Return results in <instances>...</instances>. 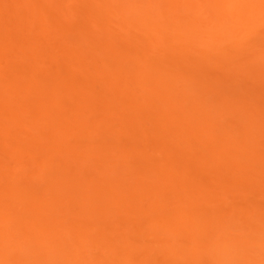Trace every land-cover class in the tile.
I'll use <instances>...</instances> for the list:
<instances>
[{
    "label": "rangeland",
    "instance_id": "1",
    "mask_svg": "<svg viewBox=\"0 0 264 264\" xmlns=\"http://www.w3.org/2000/svg\"><path fill=\"white\" fill-rule=\"evenodd\" d=\"M15 1H17L18 3L15 4L16 3ZM26 1L27 0H0V61L2 60L0 62V165H1L0 166L1 167L0 173L2 175L5 172L8 173L7 171H11L13 174V171H14V175L15 174L17 175L20 173L19 171L22 172V174L20 176L22 178H19L18 181L16 180L18 178L17 177L18 175L16 176L17 178L14 179L15 176H13V177L10 176L9 178H7V174H5L6 177L2 176L3 180H4V178H7V181L8 180H10L11 182H13V180L15 182L17 181L15 184L18 183L19 186H23L24 188L22 190H24V192L27 191V194L31 197V199L32 198L35 199L34 201L36 202V204L37 203L42 204L43 206H45V208L49 212L54 211L53 213L51 212L52 216H50V219L54 223H56L57 221H64L65 217L66 218H72L74 220L75 219L74 217L83 216L84 214L85 215L87 214V212L85 213V211L83 210V208L85 209V207H83V204L81 207L82 209L81 208L79 209V206L81 204L80 205L78 204V203L83 202L82 198H81L82 201H79L80 200L79 197L81 196V194H80L81 191H83L82 193H84V194L88 191V193L85 196L86 197L90 196L89 195L90 189H87L88 185L86 187L85 186L86 183L84 182L85 181L84 179L86 177H83V175L85 176L87 173H84L83 175H81V173L85 172L86 170H87L86 172H88L87 175L92 174L91 176H93L96 173H98V174L100 173L99 177L101 178V181H100L101 183H102L103 179L104 180L107 179L106 181L111 180L112 182L113 181H115L117 183L121 182L123 184L122 181H124V183H125L126 182L125 179H129L130 181L129 180L128 181H129L131 186H133V183H131V182L136 181L138 174H139L138 178H140V175L144 176V174H145V178L142 176L143 177L142 180L144 181V179H145L146 183L148 181L147 184L151 185L149 183V181H151L152 183L153 182L155 183L156 181H158V180H156V177H154L155 175L151 176V174H150L151 169H154V167L156 166L154 163H156L157 165H160V164L162 165V166L161 165L157 166L156 167L157 169L160 167H163L164 169L167 170V171L164 169L161 170V168H160L159 170H161V171L171 172L172 174L175 171L176 174H174V177H175V175H178V174L181 175V172H184V173H182V175L183 174L187 175L186 179H185V177H186L185 175H183V176L178 175V177L184 178L183 179L184 181L178 177H177L178 179L173 178V180L175 182H174V184L171 183L172 186L175 184L177 185V186H173V187H175L173 189H178V187L182 188V186H185L187 184H188L187 187L188 186L193 187V185L195 183H198V182L200 183V185L202 187L201 189H203V192L199 188L200 193L198 192V194H196L195 196L190 194L189 197H187L190 200L184 199V203L186 200V205H183V207L185 206V208H187L189 206V208H191V204L196 205V203H198L200 206L197 209L201 208L204 212L203 213L204 216H203L201 214L202 213L201 209L199 210L201 212L200 215L203 216L202 219L203 220L205 219V221L207 220L209 222L211 221L210 222L211 224H209V226L204 225L207 227V228H205L203 226V223H204L203 220H199V219H201V217L198 216L199 217L198 218L197 214H195V217L198 218V219H196V218L195 219L199 223L197 226V227H199V228H197L199 230L198 231L195 230V232H193L194 230L192 231L191 229H190L191 231L188 232V229L183 228V227L182 228L178 227V229H177V227L174 228L175 226L172 228L171 227L168 228V226L162 227V226L168 225V223L166 225L164 223H163V225H161L162 222H159L160 221L159 219L163 218L162 216L161 217L159 216L158 218L156 217V214L157 215L159 214L156 211L159 212L162 209L161 210H153L154 207L150 206L151 208H149L148 202L146 204V205H148L147 206L148 209H144V210H146L144 212L133 211L132 210L133 208H130L131 209L130 211L129 210L124 211L123 209L119 210L120 206H117V208H116L115 205H113V204H112L113 206L111 205V202L109 204L111 207L108 206V208L110 210H108L107 205H108L109 200H108V198L106 199V197L108 195L105 197L103 195L98 196V195H100V193L98 195H96L97 193L94 194V195L98 196L99 197L98 198L95 196L93 197L92 196L93 194H92L91 195L92 198L90 197V199H92V201H90V206H89V204H87V202H89V201H87L85 210L87 211V208L89 207L88 210L90 209L94 212V210H93L94 208H95V210L99 208L98 213L94 217H97V218L99 217V219H97V221H96L97 222L96 224H97V227L99 228V230H101V231H100V233L98 232V234H97L98 236L94 233L96 235L94 239H92L93 237H91V235H90L93 233L89 234L90 237H88L89 235H86L89 232L81 233V234H79V236H77V235L74 236L71 233H68V236H69L68 241L63 243L59 249L60 253L64 252V251L67 253L66 254L67 258H60L58 260L59 264H62V263L63 264H103V263H105L104 262V260L106 258L105 255H108V254L107 253L104 254V252H106L107 250L105 249L106 251H104L103 246H104V244L107 243L106 240L108 242L110 241L109 242L110 248L114 252L113 253L111 251L114 254L113 256H111V257H113L112 259H114V262L112 261V264H127V263L132 264V262H134V264H163L162 262L169 263L167 261V258H166L167 254L165 252L167 249H169L168 247H170V246H172V247L175 246V247H179V248L181 247L180 253L183 254V256H185V255L188 256L189 254L192 253V251L194 249V247H193L194 245L198 246L199 249L202 248L205 251L203 253V259H204L205 263L206 262L208 263V259H210V256H209L210 252L209 251L217 250L219 248L218 247L219 245L218 246L215 245V244H218V243H215V241L219 242L218 237L221 238L222 234L224 235L223 232H225L227 234V236L229 237L230 240H232V242L236 240L232 246L227 245V247H226L228 249L229 248L228 246H230V251L232 253L231 259L234 258L232 260V262H230V264L231 263L233 264V262H235L234 261L235 259L236 260L237 259L238 260L243 259L244 257L247 256V254H250L254 258V254H256V253H258V254H256V255H258V257L255 255L256 258H254V259L255 260L258 259V264L259 263L262 264V262H264V192H263V194H262V192H260L262 194L261 195L259 193V191H261L264 187V181H263L264 179H262V178H264V26H262V23H261V13L259 10H258L257 15L254 18L252 17L250 12L245 13L242 17H236L234 15L233 11H231L233 9V7L231 8V10L229 8H228V11L225 10L226 7H230L236 3H237V5H246V4L254 5L255 4L254 1L253 0H219L216 3H213V2H209V0H207V1L206 0H195L194 3L191 4V9L192 10H194L195 8H196V10L201 9L202 13H199L198 10H197V12L193 13V11H192V13H191V10H190V12H188V10L185 11V10L181 9L180 8L181 6H183L184 9L186 7L184 5H181V4H183L181 1L180 2L178 1L179 3H177V1L172 2V3L170 2L169 4L165 2V4L169 7L168 8L169 11H165V10H167L166 5H165V10L163 9L164 12L163 13L161 12L163 15L160 14V17L153 16L152 18L148 17L145 19H141L142 16L139 14V16H141V17L138 18L137 22H139V20H141L142 23L146 24V25L145 24H143V25L147 26L148 28H151L153 31L151 30V32L148 33V35H144V33L141 32V29H136V31H135V29H132L134 32L133 33L131 30V27H130L131 31L129 29H127L126 31L128 32L127 34L129 36H130L131 32H132V34H134V38L133 37H131V38L135 39V40H132L131 42L129 41V39H131V38L128 35L127 36L125 35L124 37L121 38V36H123V35L116 34L118 31L117 29L119 27L117 28V26H116V28H115L114 23H112V24L109 23L108 25H105L104 27L101 24L102 26H99L97 29L101 30L102 29L101 27L107 28L109 26L111 30L114 29L115 31L116 30L117 31L115 34H111V33L115 32L113 30V32H110L111 35H109L108 34L109 32H107L106 30H105V32H107V33H105V32L103 33L102 31H104V29H102V31H100V32H102V35L106 34L108 36H106L105 39H104L105 35L102 36L103 41L100 39L101 37H99L100 40L96 39L99 41L98 43H100V44H101L100 41H102V44L100 47L98 46L100 44H97L96 40L94 39V38H98V36L94 37V35L95 36L96 35L101 36V33L98 32L99 30H97V32L99 34H97L96 32H95L96 34H94V30H95L94 27H96L98 25L97 24H96V26H94L95 24L88 25L92 22L95 23V21L93 20V17L95 18V16L98 13V10H97L98 5L94 4V3H96L95 1L93 2V0L92 1L88 0L89 1L88 2L86 0V2H85V0H84V2L81 1L82 3H80V1H78V0H72V1L71 0L70 1L69 0H49V1L48 0L47 1L46 0H30L29 1L28 0L30 3L29 2L26 3ZM38 1H39V3H37ZM76 1H78V3H76ZM129 1L127 0L126 3L128 4ZM191 1L193 2V0H191ZM21 2H23L24 4H22ZM62 2H64V3L61 4ZM72 2H74V3H72ZM20 3L24 6L18 5ZM28 3H29V5H27ZM56 3H57V5H56ZM134 3H135V1H134ZM186 3H188V2H186ZM37 4L40 6H37ZM58 4H60V5L58 6ZM64 4H66L67 6ZM131 4L132 3H130V5ZM138 4L140 5V6L138 5L140 8L142 6L148 7V5L150 4V1L149 0H140V1L138 0ZM189 4H190V2L187 5H189ZM130 5H127V6L130 7ZM11 6L14 9H15V7H16V9L18 7L23 8L25 6L26 7L27 6L33 7L37 14L34 13V15H32L33 17L32 16H25L27 18L29 17V19L32 17V19H30V20L35 19L33 22L37 21L38 14L44 12V20L46 19L44 21L45 22L44 25L46 26V28H48V34L49 33L52 34V37L50 34L49 35L47 34L48 36H50L51 40H49L50 38L44 39L43 44L39 45L40 40L38 39L39 43L36 42L38 37L34 38L35 36H33V34H28V33H30V32H28V30L25 31L26 25H24V23H22V20H20L18 18L19 16L16 15L15 13H14V16L16 15L15 17L11 16L12 14L9 15L10 14L9 9H11ZM13 6H15V7H13ZM192 6H194L195 8H192ZM7 7H9V9ZM39 7H40V9H39ZM94 7H95V10H97L96 12H95V10H93ZM139 7L137 9H139ZM170 7H171V9H170ZM57 8H59V11ZM64 8H66V11L64 10L65 13L63 11ZM75 8H76V10L78 9L80 11H76ZM133 8L136 9L134 7V5H133V7H131V9H133ZM159 8H164V6L162 5ZM42 9H44V10H42ZM61 9H62V11H61ZM72 10H73V12H72ZM91 10L95 14L91 13ZM11 11H13V9ZM67 11H69V12L66 13ZM83 11L86 12V14ZM45 12L47 13V15ZM137 13H139V12H137ZM89 14H90V16H89ZM83 15L85 16V19H84ZM98 15H99V13H98ZM98 15H97V18H98ZM135 15H136V13H135ZM34 16H36V17H34ZM90 17H91V19H90ZM132 17H134V16L132 15ZM14 18L16 19L15 21H14ZM20 18H22L21 15H20ZM47 18H49V19L47 20ZM22 19H24V16ZM17 20L21 21V22L19 23ZM89 20L91 22L85 23L86 21L88 22ZM97 20H96V23H98ZM66 21H67V24H66ZM17 22L20 24L22 29L19 30V25H16ZM110 22H112V21H110ZM133 22H135V21H133ZM31 23H32V21H31ZM82 24H85V25H83L84 27L82 26ZM86 24L88 27L89 26L90 27L89 28L86 27ZM22 25H24V28ZM67 25H68V27H67ZM131 25H133V23ZM134 25H136V23ZM69 26H72V27L69 28ZM15 27H16V29L18 27L16 33L18 32V30H19V32L22 30L21 33L23 32V35L22 34L20 35L18 32V35L22 36V39H20L21 37L20 38L16 37L18 35L14 33L16 30ZM81 27H82V29H81ZM112 27H113V29H112ZM141 27H142V25L140 24V28ZM86 28H87V30H86ZM75 29L78 30L79 32L78 31L75 32ZM9 30L10 31L12 30V33ZM72 30L75 32V34H73L74 32ZM90 30H91V32L93 30V32H92V34L90 33L88 35L86 32H90ZM138 30H139V33L137 32ZM108 31H110V30H108ZM135 32H137V33H135ZM65 33H67V34L69 33V34L66 35ZM8 34L9 35L12 34L11 35L12 40H10L11 43H8L9 40L7 42H5L7 39L6 36ZM71 34H72V36L70 37L69 35H71ZM77 34H78V36H77ZM84 34H85V36L88 35V37L91 35L93 36V38L91 36V38L93 39V40L92 39L91 40L93 42H90L91 41L90 38L88 39V41L90 43L89 46L87 43L88 41L86 42V39L84 42H83L84 39L83 40L81 39L82 36L84 37ZM132 34H131V36H133ZM60 35L61 36L63 35L62 38ZM112 35L113 36L116 35V38H114V39L109 38V36L112 37ZM142 35H143V37H141ZM239 36L244 37V38L240 39L241 37L239 38ZM144 37L148 38L147 43H145L146 40H144ZM26 38L31 39L33 41V43L36 42V44L35 45L33 43L31 44L32 41L30 42L29 39H27V42H26ZM45 38H47V37H45ZM107 38H109V39H107ZM139 38H140V41H139ZM234 38L238 39V41L235 42L236 44L238 43V44L242 45L243 43L244 44L248 43V44H246L248 47L246 45H244L243 49H244V47H247L244 49V51L239 49L241 51L240 52L237 49V52H235L236 50H232L234 46H235V49L237 48L236 44H233L234 41H236V39H234ZM4 39H5V41H4ZM15 40H17V43ZM45 40H47V41H45ZM54 40H57L58 42L54 41ZM62 40L64 42H61ZM69 40H73L75 43H78V45H76V46L80 45L79 51L81 48L86 46V48H83V49L85 51L87 49V51H88L87 53L82 51L83 53L81 54V56L79 54H75V56L77 55L78 57L81 58V59L78 58L79 63L78 62L77 63L79 65L76 62L71 63V62L75 61V59H77V58H74V55H73L74 59H72L71 62H68V60L71 59L72 56H70L68 59V54L66 55V53H71L72 52V49H71L72 46L73 47L75 46L74 45L75 43L72 41H69ZM19 41H21V42H19ZM48 41H49V43H48ZM241 41H246V43L245 42L241 43ZM45 42L47 44H45ZM67 42L68 43L72 42V44L69 43V45H68ZM94 42H96L95 45H94ZM52 43L54 45H52ZM81 43H83L84 45ZM57 44H58V46H57ZM232 44L234 45L233 47H232ZM22 45H24V46H22ZM36 45L38 47H35ZM93 45L96 46L97 48L94 49L95 47H92ZM7 46H9V47H7ZM54 46L57 47V49L56 48L54 49ZM68 46L70 49L67 48ZM87 46L92 47V48H87ZM240 47L242 48V46H240ZM147 48H149V49H147ZM16 49L18 51H16ZM36 49H38V50H36ZM39 49H41V50H39ZM60 49H62V50H60ZM64 49H66V50H64ZM89 49H91V50H89ZM161 49L163 52L162 54H161ZM156 50L158 52L159 51L160 52L158 53V52H156ZM19 51H20V56H21V53H23L22 55L23 56L26 55L30 61L34 58H35V60L38 59L37 60L38 63L36 62L35 65L39 64V62H40V63H43L42 65H46V66L42 67L41 70L38 69L39 73L38 72L36 73V69H37L36 67L37 66L34 67L35 72H33L34 70L32 68V64H30L28 62L27 63L30 64L31 66L26 64L27 66L25 65V67L24 66L20 67V65H19L20 62L19 63L17 62V59L19 60V58L17 56V54H19ZM242 52H244V53H242ZM107 53H109V54H107ZM140 53L145 54V55L147 53L148 54L151 53L152 55L151 54L150 55L153 58L151 56L146 55V58L144 56L145 60L147 59V57H150L147 59V61H145V60L139 61V59H141L143 57V55L140 56ZM14 54H15V56H14ZM72 54H74V53H72ZM83 54H86V56ZM106 54L109 56H107ZM117 54H118V56L114 57ZM26 56H25V58H26ZM82 56H83V58L85 56V58L82 59ZM15 57H16V59H14ZM87 57H89V59H87ZM122 57L126 61H124V59H122ZM116 58H118L119 60L122 59L121 60L122 61V68L120 67V69L121 70L124 69L123 70L124 73L120 69H118V70H120L121 71L120 73H122L123 75L120 73L116 74V71L112 70V73L113 74L115 73L113 76L120 79L119 83L121 85V86H119L117 84L118 87L116 86L117 88L115 87L116 88L115 89V88H111V86H110V88H109V86H107V84L110 85V81L107 79V77L111 74V73H109V71L111 72V69H108V68H109V66L112 65V62L115 64ZM170 59H171V61L173 60V62H174V63L172 62L173 64H171ZM41 60L44 62H42ZM162 60H164V61H162ZM121 61H119V62H121ZM123 61L125 63L127 61L128 62L125 64V63H123ZM141 61L146 62L145 66L146 65L148 67L150 66L148 70H144L146 68L142 69V67H144V64ZM45 62H46V64H45ZM148 62H149V64H148ZM68 63H70V64H68ZM139 63L141 65L143 64L141 69L137 68V67H139ZM67 64H68V66L71 64H73V65L76 64L75 66H77V65L80 66V67H75V74H76L77 69L79 70V68H80L79 72L77 71L79 73V74H77L79 77L76 80L71 79L72 76H70L71 80L69 79V75H71V73L74 74L73 73L74 69L72 70L73 65H72V67L67 68ZM40 65H38V66H40ZM107 66H108V68H106ZM130 66H133L134 68L133 67L130 68ZM151 66H152L153 71L151 70ZM40 68H41V66H40ZM114 68H116V66ZM68 69L72 70V72L68 71ZM105 70H106V73H108V74H105V72H104ZM150 70L152 72H150ZM126 71H128V72H126ZM142 71L145 73V76H147V79L145 78V81L146 80L147 81L146 82L143 81L144 83L141 82L142 84L138 83V85L132 86L131 84H132L133 80L135 79L134 77L137 76L136 73H139V74L143 73ZM125 72L128 73V75L125 74ZM129 72L130 73L136 72V73H134V75H133V74H130ZM146 73L148 75L150 73H152V75L150 74V76H148ZM37 74L39 76H37L38 78L36 77L37 78L36 79V78H34V76H36ZM106 75H108V76L105 77ZM142 76H144V74ZM156 76H158V77H156ZM148 78H150L149 81H148ZM151 78H153V79H151ZM154 78L157 79L158 81H156ZM74 79H75V77H74ZM112 81H113V79H112ZM134 81H136V80H134ZM166 83H169V84L173 83V85H176V86H173L174 89H176V87L178 89L180 86L178 94L180 92H182V93L185 92L186 94L185 93H183V94H185V95L188 94L189 96H185V95L181 96L182 93H180L179 99L175 100L176 98H178L177 93L176 92L174 93V91H173L174 89H173L172 85H171L172 88H168L167 86L164 87V85H167ZM149 84H150V86H149ZM115 85H116V83H115ZM129 85H130V87H128ZM152 85H155L154 86L155 88ZM156 85L158 87H156ZM159 85H161V86L163 85L162 86L163 89L159 88ZM138 86L140 88H138ZM168 86H170V85H168ZM126 87H128V88H126ZM141 87H143V88L141 89ZM123 88L125 89V91L128 90L127 93L128 92L130 93V91H131V94L133 91L137 90L138 92L136 91L135 94H137L138 96L141 95V97H144V95H146V94H144V93H147L145 91H148L149 93H147V94L151 95L152 98L156 95V98L158 97V100L152 99V100H155V102L151 100L152 104L149 103L152 106H154L155 104L158 105L160 102L162 103L163 101H161V100L166 99V97H167V101L169 100L168 99L169 97H170V99L173 98L172 100L174 102H171V100H170L171 103L169 102L170 103L169 105L166 104L165 102H163L166 104L165 106L167 107L168 112L173 111V110H171V107L176 101H178V103L176 102L172 108L176 109V107H177L180 111V109H182V108L184 110H186L185 107L188 104L191 105L190 101L193 102L192 100H196V102L198 103V106H196V108L194 107V109L196 110L199 107V109L201 110V111H198L201 114V115H199V117H201L203 115L201 117L202 119H204V116H205L207 118V119L205 118L206 120L211 119V122L213 121V123L211 124V133L209 131L210 127H208L207 130H208V134H210V135L212 134L213 138L215 136L216 137L213 139V138H211L212 136H209L211 143L209 141H207V143L209 142V144L212 145L213 144L212 139H213L215 143L212 146L211 145L210 146L212 148H213V146H215L217 150H215V147L213 148V150H210V149H212L210 146H209L210 147L209 149L207 146H206V148L212 154L215 153V151H216V154H214V156L219 154L221 151V153L219 154L221 157L218 155L216 157H214L211 153L209 154V152L207 150H205V151L203 150V149H205L203 147L204 145H202V144L196 145V143L194 144L193 141H190V142H193L192 144H194V146H191V144L189 145V146H191V149H190V147L188 145H186V143L189 142V137H188V139L186 137L189 135L182 136L183 138H186L185 142H183L184 141L183 138H182L183 140L181 139V135H182L181 132H184L185 127L182 129L183 131L180 132L181 135H179V136L177 135V133L172 132L173 135L176 134V136H178V137L175 136L176 138H173V139L177 140V142H178V138L181 139V141L179 140V142H180L179 144L181 145L180 147H178L179 145L177 142L175 143V140L173 142H172V140H170V139H172V136H173L172 134H171V136L169 133L167 135L168 137L169 136L171 137L170 139L168 137L164 136L163 133H162V135H160L161 133H158L156 130H160V132H161L162 129L159 128L161 126H159L158 123H156V122H154L155 124H153V122H152L154 120V115L156 116V118L157 117L160 118V116H162V117H163V115L166 116V114L162 113V111H164L165 113H168V112H166L165 110H161V112L158 111V112H160V114L158 113L160 116L155 114V112L157 110L154 112V109H152V111L154 113L151 111L148 112V110L153 108V107L147 108L148 104L146 106V109H148V110L147 111L143 110L144 112H142V110H140L138 107L135 108L136 110H134V111H133V109H131L133 111V114H131V115H134L133 118L135 117L136 120H139L143 124L142 128L136 127V124H135V125H132L133 127H131V128H129L130 126H127L131 130L127 129L126 126L124 127L125 128L124 130L120 129V127L123 128V126H121L124 124L123 122H121V121H123V118L127 115H129V117H130V113L128 114V112H130V110L129 111L127 110L128 106L126 107V105H125L126 102L125 101H124L125 103L123 102L124 97H125L123 95V93L125 92V91L123 92V90H124ZM151 88H154V89H152L153 92L150 90ZM164 88H166V89H164ZM90 89L93 90L92 95H97V99H95V96H93L94 97V103L93 104L94 105L99 104V106H100L101 103L105 104L106 99H107V100H109L108 102L110 103V105L107 103V105H109L108 106L109 109H107V107H105L107 105H104L103 107L101 106L102 108L101 107L98 108L97 106H94L93 104H89V102L91 103V101H86V100H90L88 98L85 99V97H87V95H88V91H91ZM155 89L158 91L156 92ZM170 89H172V91H170ZM181 89H182V91H181ZM121 90L123 92L122 95L124 96L123 100H122V95L120 93ZM149 90L153 94H151ZM185 90H187L188 92ZM94 91H95V93H94ZM143 91H144V93H143L144 95L140 94ZM175 91H178V90H175ZM5 92L11 94L13 98L8 94L10 96L9 98H11V99L10 100L5 99V97L7 96L6 95L7 93H5ZM154 92H155V94H154ZM161 92L163 94L161 96H159V94ZM172 92L174 93V95H172L173 94ZM85 93H87V94H85ZM157 93H159V94L157 95ZM164 93H165V96H163ZM4 94H5V97H4ZM216 94L218 96H216ZM83 95H85V97ZM81 96H83L84 99ZM127 96H128V94H127ZM135 96H134V98H135ZM192 96H194L196 98L190 99ZM200 96H203L201 98L205 99V100H202L200 98ZM130 97H132V96H130ZM181 97H184L185 100H183L184 98L181 99ZM186 97H188L190 101H188V99H186ZM137 98L140 99L139 97H137ZM200 99H201V101H198ZM79 100H82V101L84 100L86 102L85 103L83 101L86 104L85 105L86 109H85L84 113L80 109V106H82L81 105L82 102H80V104H79ZM91 100H93V98H91ZM143 100L144 99L140 100V103H142ZM196 102L192 103L193 106H195L197 104ZM235 102L236 103L239 102V103H241V105L239 103L236 104ZM122 103H124V105L127 109L125 107L124 108H118V109H122V111L118 110L120 112L117 113L116 112L117 109H115V108L118 106L122 107V105H123ZM138 103H139V101H138ZM145 103H146L145 101H144V103H142L143 106L145 105ZM200 103H201V105H200ZM120 104H122V105H120ZM162 104H159L160 105L159 108L165 109L166 107H164V106L162 107ZM178 104L181 105L182 108ZM91 105L93 108H91ZM157 105H155V106H157ZM190 105L187 107H190ZM83 106H84V104H83ZM88 106H90V107H88ZM132 106H134V105H132ZM183 106H185V107H183ZM193 106H191V107H193ZM111 107L116 110L115 114H117L119 117L114 116L115 114L112 115L114 117L110 116V113L114 112V110ZM53 108H55V110H56V108H58L59 111L58 110H56V111H58L60 114L58 112L56 113V111L54 112L55 113L54 114L52 112L54 110ZM78 108L80 110H78ZM87 108H88V111H87ZM89 108H90V110H89ZM141 108H145V106L144 107L141 106ZM169 108H170V110H169ZM98 109H100V111L102 110L101 112H104L106 109V112H104V114H101V116L104 117L103 115L108 114L109 115L108 118H111V119H108L107 118L108 115H107V116H105L106 118L105 117L103 118L104 119V121H103V119L100 116H98L100 111H99V113H96L98 116V120L100 121V119H101L100 122L105 123V120H107L106 124H108L109 127L111 126L110 129H111L112 133H110L111 134L110 135L107 133V132H110V129H108L109 127H107L105 124V126L107 127V130H108L107 131L106 127L104 128V125H103L104 123L102 124V128H104L106 130V132L103 133L104 136L105 135L107 136V134L110 136V137L107 136L106 140H105V137H103V138L101 137V136H103V134L101 133V135H100V130L98 131V128L99 129H101V128L100 127L97 128V126H95V124H96L95 121H97V119H95L96 114H94L95 120L93 119L95 124L93 122H91L93 120H90L91 117H93L92 111L98 112ZM110 109H112V111ZM124 109H126V110H124ZM199 109H197V110H199ZM76 110L81 111L85 115L86 118L85 117H84L85 119L82 118L83 114H81L79 116L78 114L80 112L74 113ZM107 110L109 111V113ZM189 110H187V111H189ZM78 111H76V112H78ZM86 111H87V113H86ZM89 111H91V112H89ZM187 111H185V114L188 113ZM180 112H182V111H180ZM61 113H62V116L57 118V116L61 115ZM56 114H57V116H56ZM123 114L124 115L127 114V115L122 117ZM168 114H170V113H168ZM185 114H184V116H185ZM189 114H188V116L186 114V116H187V117L185 116L187 118V119L185 118L186 120H188ZM6 115L10 116V117H14V119L17 118V120L20 122V124L22 126H25V128H26V124H27V128H26L27 130L25 131V129L22 127L24 131H21V132L27 133L25 135L23 133L24 137L21 136L23 138H26L25 140L22 138L23 140H19L20 142H17L18 140H16L14 136L12 137V135H14L12 132L16 133V131H20L21 128L19 127L20 128V129L18 128L19 130L13 131L15 129L12 126L13 129H10V127H11L10 125L13 123L10 124V123L6 122L7 119L6 120L4 119V117ZM34 115H37V116H34ZM74 115H76L77 117L79 116L78 119L81 118L83 121L84 120L86 121V119L88 120L90 118L89 119L90 121L88 120L89 122L88 121L83 122L81 120L82 122H80V120H79L78 121L79 123H77V121H76L77 117H75ZM176 115H178V114H176ZM181 115L183 116V114H181ZM120 116H121V118H120ZM194 116L196 117V115H191V118L193 117L192 120H194L195 124H196V123H198V120L196 122V119H199V118L196 117L194 119ZM61 117H64V119L66 118L67 120H63V118L61 119ZM74 117H75V119H74ZM177 117H176L177 120H175V116L173 115V118H174L173 120L175 122V125L179 124V121H181ZM126 118H128V116ZM159 118L157 120L160 121V123H161V120L163 118L161 120ZM167 118H168V115H167ZM170 118H171V116H170ZM201 118L199 119L200 122H201ZM8 119H9V117H8ZM130 119L129 118L126 119L127 120V124L125 123L126 125H128V120H130ZM146 119H148V120H146ZM189 119H190V117H189ZM10 120H12V119H10ZM58 120H61V121L63 120V122L64 121L65 122L63 123V122H60ZM164 120H165L164 122H166V119H164ZM173 120H172V122H173ZM184 120H182V121L185 122ZM190 120H188V122ZM99 121H97V125L101 126L100 125L101 123L99 124ZM59 122L61 123L60 125H58ZM124 122H126V121H124ZM140 122H139V124H140ZM200 122L198 124L200 126H202L204 122L202 123V125L200 124ZM211 122H209V123H211ZM6 123L9 125V127ZM83 123H84V125H83ZM85 123H86V126L88 128L90 127V129H88L85 126ZM88 123H91V126H90V124L88 126L87 125ZM130 123H131V121H130ZM132 123H133V121H132ZM134 123H137V122H134ZM190 123L192 125L193 121ZM255 123H257V124H255ZM5 124L7 125V128H6ZM45 124H46V126H45ZM156 124L159 127L153 126ZM204 124L206 125V123H204ZM18 125H19V123H18ZM51 125H52V127H54L53 129H55L56 128L55 126H57L56 130L60 128L59 126H61L62 127L61 131L57 130L55 133L54 132L55 130H54L53 132L55 133L54 135H56L55 137L46 136L47 134L41 135L42 134L41 132H44V133L48 132L49 133L50 130L52 129V127H50ZM93 125L97 128V130H94L95 127H93ZM151 125L153 126L152 127L153 129L151 128ZM163 125H164V123H163ZM168 125H170V124L168 123L167 126ZM179 125H181V123ZM188 125H190V124L188 123L187 126ZM207 125H208V123H207ZM76 126H78V127L76 128ZM82 126L84 127L83 129H82ZM138 126H140V125H138ZM144 126L149 128L150 132H148V128H146L147 130H145L147 135H146V133H144V130H142L144 128ZM195 126H197V125H195ZM257 126H258V128H257ZM74 127L77 130H78V128H79V130H83L78 134L83 135L86 132V130H87V132L88 131L91 132V130L93 129L96 133L99 132L98 133L99 136H98V134L95 133V135H94V133H93L94 138H93V136L91 138L90 133L88 132V134H89L88 138L84 135L83 136L84 139L80 138V140H79L78 137H80V136L77 133H75L77 131ZM91 127H92V129H91ZM181 127H183V126H181ZM189 127H191V126H189ZM192 127L196 129V127H194V125H192ZM15 128H17L16 125H15ZM133 128H135V129H133ZM198 128H202V127H198ZM206 128H207V126L205 127V129ZM6 129H7V132H6ZM8 129L12 130L11 131L12 134H9L10 132H8ZM62 129H63L64 133L68 132L67 134L65 133L66 136L64 135V133H63L62 137L60 136V134H62V132H63ZM116 129H120L121 131L126 130L127 132L126 131L123 132V134H125V135H123L122 133H120L121 131H119V130H117L119 132H116ZM150 129H152L155 132L153 133V131H151ZM173 129H175V127ZM173 129L170 131L168 130V131L171 132V131H173ZM186 129H188V128L186 127ZM4 130H5V132H4ZM105 130H103V132ZM113 130L115 132V135L118 134V136H119V134H120V136L119 137L113 136V134H114ZM196 130H198V129H196ZM36 131L38 132V134ZM131 131H132V134L129 133ZM141 131H143V132L141 133ZM199 131H201V130L199 129ZM203 131H205V130H203ZM21 132H17V133L21 134ZM39 132H40V134H39ZM53 132L52 133L50 132V133L53 134ZM57 132L60 134H58ZM167 132H166V134H167ZM5 133L9 137H7L5 135ZM143 133L145 135L142 136ZM188 133H190V132H188ZM197 134H199V133H197ZM200 134H202V132ZM34 135L35 136H37V135L46 136V138L49 139V142H51L52 138H54V139L57 138L56 141L59 139L58 141L60 142V143H58V141H57V143H58L57 145H60V146L64 145V147H65L64 149H66L65 145H67L68 149L64 151L66 154L64 156L65 160L62 159L61 162L59 160L58 161L54 160V162H56L54 164L52 162V160H53L55 155H53V157H52V154H53L52 153V154H50L51 155L50 157H52V160L49 158V156L47 157L51 160V164H50V162H48V160L47 161L42 160L43 162H45L44 164L40 160V162L42 163V166L40 164H39L40 166H38L37 165L38 162H37V164H34L35 163L33 161L34 158L36 159L37 156L39 157L38 151H36L38 145L35 148V146H33L32 144H31L32 145L31 146L30 143L28 145V143L25 144L23 142V141L26 142V140H29L30 138L34 137L33 139L29 140L30 142H31V140L33 142V140L36 138ZM159 135L162 137L164 136L166 138H164V137L159 138L158 137ZM194 135H192V136H194ZM40 136L37 138L41 139V141H42V139L44 137L40 138ZM75 136H78V137L76 138ZM17 137H19V136H17ZM27 137H29V138H27ZM49 137H52V138H49ZM58 137H60V138H58ZM199 137H201V135H199ZM202 137H203V135H202ZM209 137H208V139H209ZM85 138H87L88 141ZM241 138L243 140H241ZM98 139H100V141H98ZM101 139H104V140H101ZM239 139L241 140V142L242 141H244V142L241 143L239 141ZM169 140L172 142L173 145H171ZM194 140H197V139H194ZM235 140L239 141V142L235 143ZM34 141H36L35 143H37L38 140L35 139ZM44 141L45 140H43V144H45ZM163 141H165V142H163ZM198 141L199 140H197V142ZM225 141H227L226 143L228 144L227 146L229 148L227 146H225L226 143H224L225 148H228L227 150L225 149V151H224L223 142H225ZM61 142L63 144H61ZM200 142H202L201 139H200ZM200 142H198V143H200ZM204 142H205V140H204ZM204 142H203V144H204ZM230 142H232V143H230ZM237 143H241L242 144L241 147H243V149L244 148L248 149L249 147H252L251 149L254 148V150L256 152L253 150L255 152L254 153L250 148H249V150H251L250 152L245 149L246 151H248V153L246 154L245 153L246 151L244 150L245 154L242 157L243 152L241 154L240 151H243V149L240 148L239 145L237 147L236 146ZM249 143L252 146L249 145ZM254 143H255V146H254ZM33 144H34V142H33ZM40 144H42V142ZM46 144H47V141H46ZM86 144H87V146H86ZM105 144H107V145H105ZM169 144L171 146H173L175 153L170 152V150L172 148ZM229 144H230V146H229ZM256 144L258 145L257 148H256V146H257ZM175 145H178L177 146L178 148ZM184 145H186V146H184ZM201 145H202V147L198 148V146H201ZM220 145H222V150H221V147L219 148L220 150L217 148ZM44 146H47V145H44ZM60 146H59V148H60ZM112 146H113V148H112ZM18 147L20 148V150H22L21 152L18 151L19 150ZM51 147H52V145H51ZM230 147H231V149H230ZM46 148L47 147L44 148L45 152H46ZM50 148L48 149L49 151H50ZM54 148H57V147H54ZM238 148H240V150ZM186 150H189V151H186ZM66 151H68V153H66ZM171 151H173V150H171ZM218 151H219V153H217ZM36 152H37V154H36L37 156H34V154ZM59 152H60V150H58V153ZM187 152H189L190 154ZM200 152L202 155H205V154L208 155L209 154V155H211V157L213 156L215 159L217 157H220L217 160H222V158H225L224 160L227 163L225 162L224 166L219 165V164H223L224 161L217 164L220 167L221 166L223 168L225 167L224 170L222 169V167L221 168L217 167L218 169L214 168V167H216V164H214V166H213L210 163L215 162L214 161L215 159L214 158L212 159L210 156H208L209 158H208V162H207L206 166H205L206 160H207L206 155H205L206 158H203V156H202V160L201 159L199 160V161H203L204 159H206L203 162L205 164L199 163L197 161V159H199ZM203 152H204V154H203ZM238 152H240V153H238ZM56 153H57V151L55 152V154ZM62 153H63V151H62ZM168 153L172 154V160H170L171 158L169 156H171V155H168ZM191 153L193 155H191ZM222 153L225 155H223ZM21 154H23V156H21ZM175 154H176V156H175ZM182 154H184V156L188 155L187 156L188 158L187 157L185 159L183 157L180 158V156H183ZM221 154L223 155V157ZM48 155H49V152H48ZM59 155H61V154H59ZM59 155H57V157ZM173 155L175 157H178V158L177 159L174 158ZM189 155H191V156H189ZM245 155H247V156H245ZM66 156H67V158H66ZM75 156H77V157H75ZM78 156H80V157L78 158ZM194 156H196L195 157L196 158L195 161H197L196 163L199 164V165L197 164V166H196L195 161H194ZM197 156H198V158H197ZM32 157H34V158H32ZM73 157L76 158L75 161L77 162V164L73 161V159H74ZM167 157L170 159H168ZM246 157H248V158H246ZM42 158L46 159V156L45 157L43 156ZM84 158H86V159H84ZM173 158H174V160H173ZM179 158L183 159L182 160L183 162H181V160ZM55 159H57V158L55 157ZM189 159H191V160H189ZM209 159H211L212 162ZM249 159H251V160H249ZM165 160L170 161L169 163L172 165L170 166L168 163H166ZM217 160H216V162H219ZM83 161H85V162L83 163ZM193 161H194V163H193ZM250 161H252V162H250ZM63 162H64V164H66V163L67 164L64 165ZM79 162H81V163H79ZM162 162H163V164H162ZM236 163L237 164L239 163V165L241 163L243 165H245V166H243L241 164V169H243V170L246 169V171H245L246 174L242 173V171L240 170L241 173H239V174L241 176H239L238 172H233V171L228 170V168L231 170V167H233L234 168L233 170H235V171L238 170L234 166H232L233 164L236 165ZM47 164H50V165H47ZM225 164H226V166H225ZM153 165H154V167H153ZM211 165H212V167H210ZM67 166H69V167H67ZM72 166H75V167L73 168ZM79 166L80 167L82 166L80 168V170H78V168H77ZM168 166H169V168H172V169H168L167 168ZM2 167L4 169H7V170L6 171L3 170ZM70 167L73 168L74 172H72V169H70L71 170V172H70V170H69ZM200 167H203V169ZM206 167L210 168L211 170L213 168V170L211 171L209 169H206ZM49 168L51 171L48 170ZM148 168L150 170H148ZM196 168L197 169L200 168L199 170L201 171V169H202V171L199 172V170L197 171ZM62 169L65 172H63ZM83 169H84V171H83ZM214 169H216L218 171L221 170V171L215 172ZM52 170H53V172H52ZM144 170L147 172H145ZM172 170H173V172H172ZM67 171L70 172L71 175H70V173L68 174ZM148 171H149V173H148ZM154 171L155 170H153V172ZM210 171H211V173H210ZM225 171H228L229 173L232 172V173H230V174L228 172L225 173ZM76 172H79L78 176L81 175L78 179L83 177L82 179L84 181H82V182H84L85 188L83 187V184H80V183H82L81 181L79 184H78V182H74L75 179L77 181H79L77 178H75V177L71 178V177H73V173L76 174ZM138 172H140V173H138ZM221 172H223L224 174H222ZM118 173H120V174H118ZM121 173H123V174H121ZM142 173H144V174H142ZM156 173H158V172H156ZM63 174H67L68 176L67 175L63 176ZM158 174H163V173L160 172ZM164 174H168V173H164ZM243 174H244V176H243ZM248 174H250L249 175L250 177L248 176ZM8 175H9V173H8ZM221 175H223V176L221 177ZM245 175L248 177H245ZM96 176H98V175L96 174ZM103 176H104V178H103ZM105 176H107V177H105ZM188 177H189V180L192 179L191 182L193 184L188 180ZM257 177H258V179H257ZM63 178H65V179H63ZM89 178H91V177H89ZM92 178L94 179L96 177H92ZM120 178H122V179L120 180ZM0 179H1V177H0ZM153 179H155L156 181ZM164 179L166 180V178H164ZM118 180H120V181H118ZM167 180H169V179H167ZM193 180H194V182H193ZM196 180H197V182H196ZM7 181L5 183H7ZM10 181H9V183H11ZM67 181H69V183ZM90 181H92V180H90ZM90 181H89V183H90ZM128 181H127V184H128ZM140 181L141 180L139 179V182ZM186 181H188L189 183H187ZM160 182H158V183H160ZM55 183H56V185H55ZM60 183L62 184V186L66 185V184L67 185L62 187ZM143 183H145V182H143ZM12 184L13 183H11L9 185H12ZM104 184L108 185L106 183H104ZM104 184H101V187H105ZM54 185L56 186V188L59 187L58 189L60 191H61V189H63L60 194H63V193L66 194L68 191L67 194H69L71 198L68 197L69 195H67V196L65 195L64 199L65 200L67 199L65 203L63 201V197H61V196H60V199L58 200L56 198V195L60 191H58V189H55ZM137 185L139 186L142 184L138 183ZM152 185H151V187H152ZM196 185H194V187H193L194 189L196 188V190L193 189L194 191H192V188H191L190 191L197 193L198 187H196ZM202 185L205 186L206 188L203 187ZM144 186H147V185H144ZM167 186H169V185H167ZM95 187L97 188V186H95ZM121 187L123 188V186H121ZM90 188H91V186H90ZM100 188L98 186V189H100ZM167 188H169V187H167ZM185 188H186V186H185ZM101 189H103V188H101ZM139 189H140V187H139ZM173 189H171V187H170V189H167L166 191L164 189H162L160 191L162 193V195H159V196L156 195V196H153L152 198L149 196L150 198H148L149 200L151 199L152 202L156 203L155 204L156 206H157V204L165 205L164 208H163V206H162V208L163 209L166 208L165 210L167 211V214L164 213V214H166V217H164L163 219L164 220L168 219V222H170L169 218L173 219L172 217L174 215L176 216V214H174V213L177 212V209H178L177 206L183 204L180 202H181L182 198H185L184 195L186 194L183 191V193H182L183 195L180 196V195H178V192H177V195H178L177 196L175 193H173V191H174ZM182 189H184V188H182ZM188 189H190V188H188ZM207 189H208V191H207ZM64 190H66V192ZM95 190L97 191V189H95ZM130 190H132V189H130ZM145 190H146V188H145ZM145 190H143V191H145ZM163 190L165 192H162ZM53 191L56 192L55 193L56 195H53L54 194ZM73 191H74V193H73ZM148 191H149V193H152V194L154 192L153 189H152V192L150 190H147V193H148ZM24 192H23V194H24ZM134 192H135V190H134ZM155 192H157V191H155ZM187 192L189 193V190ZM192 192H190V193H192ZM93 193H94V191H93ZM109 193L111 194V192H109ZM256 193H257V195H256ZM136 194H138V192ZM155 194H153V195H155ZM257 196H258V198H257ZM43 197H46V198L44 199ZM57 197H58V195H57ZM104 197H105V199H104ZM176 197H180V198L182 197L180 202L177 201ZM61 198H62V200H61ZM110 198L112 200L113 196ZM90 199H88V200H90ZM56 200H57V202H56ZM40 201H42V203ZM85 201H86V199H85ZM188 201H189V203L187 205ZM116 202H117V200H116ZM137 202H139V201H137ZM211 202H214V203H211ZM60 203L61 204L64 203L67 206H65V205L61 206ZM97 203L100 206L104 205V204L106 205V203H107V205L104 207L103 206L98 207L96 205ZM141 203H143V202H141ZM144 203H146V202H144ZM91 204L94 205L93 208H92L93 205H91ZM87 205H88V207H87ZM95 205L97 208L95 207ZM137 205H139V204H137ZM37 206L39 207V205H37ZM143 206H142V208H143ZM40 207H41V205H40ZM135 207H134V209H139L138 206H137L138 208L137 207L135 208ZM178 207L180 208V206H178ZM181 208H182V206H181ZM185 208H183V209L185 210ZM194 208H196V207L194 206ZM151 209H152V211H151ZM183 209H182V211H183ZM26 210H23L24 212H22V210H20V211H21V213H25ZM79 210H83L82 212L84 214L82 215L79 212ZM141 210H143V209H141ZM174 210H175V212H174ZM55 211L59 212L60 215L57 214ZM186 211L188 212V210H186ZM13 212L11 211L10 213L12 214ZM21 213L19 212V214H21ZM27 213H30V212L26 211V214ZM46 213H48V212H46ZM46 213H44V215ZM77 213H78V216H77ZM89 213H90V211H88V214ZM95 213H96V211H95ZM162 213H163V211H162ZM177 213L180 214V212H177ZM192 213L193 212L191 211V214ZM79 214H81V215H79ZM91 214H93V213L91 212L90 215ZM185 214H187V213H185ZM185 214H184V216H185ZM21 215L23 216V214H21ZM198 215H199V213H198ZM84 216H83V218H85V219L82 218V220L80 221V224L79 223L75 224L76 221L73 223L71 221L72 219L67 220L65 218L66 222L70 221L69 223L72 224V225H69L66 232H68L69 230L71 232L73 229V226H81L82 225L81 222L82 221L84 222L85 220H87L86 217H84ZM152 216H155V218H157V219L155 220V222L150 223V220L152 219L150 217H152ZM186 216H189V214ZM186 216H185V218H187ZM57 217H58V219H57ZM181 217H182V215H181ZM177 218H174V220H177ZM94 219H96V218H94ZM148 219H150L148 221L149 223L147 222ZM92 220H93V218H92ZM152 220L154 221V219H152ZM164 220H163V222H164ZM117 221L119 222V225L117 224L118 223ZM86 222H88V221H86ZM93 222H95V221H93ZM212 222L213 223L215 222V225H214V226H216L215 229H214ZM155 223L156 224L160 223L161 226L159 225V227H157L158 225L155 226ZM173 223H175V221ZM206 223H208V222H206ZM91 224H94V223H91ZM150 224L155 226V230H154V226L152 228ZM83 225H84V223H83ZM115 225H118L117 228ZM171 225H172V223H171ZM148 226H150L153 230L151 228H149ZM169 226H170V224H169ZM187 226L188 225H185V227H187ZM12 228L13 227H10V229H9L12 233L14 231H17L15 229L12 231ZM94 228H95V225H93L92 229H94ZM188 228H190V227H188ZM90 229L88 231H90ZM106 230H108L109 232L104 234V232H106ZM95 231H97V229H95ZM176 232H177V235L173 234ZM15 234H16V232H15ZM82 234H85V235H82ZM171 234H172V236L173 235L175 236L174 240H172L174 236L173 237L170 236ZM16 236L17 235H15V237ZM71 237H73V238H71ZM228 237H227V239H228ZM243 241H246L247 243L243 244ZM20 244H18L19 245L18 249H21L24 252L25 248L21 246L23 248L22 249L20 247ZM212 244L215 246L213 247ZM14 246H15V244H14ZM14 246H13L14 249L10 250V248H9L10 252H12L13 254H15L14 252H16L18 250ZM23 246H24V244H23ZM211 246L213 247V249ZM216 246L218 247L217 249H215ZM106 247H107V245H106ZM15 248H16V250H15ZM41 248L42 249H39L40 250L39 253L36 252L33 255L34 259L35 258L37 259V257H40L43 254H49L50 253L47 251V246L44 245ZM249 248L251 250H253V252L255 251V253L252 252L253 253L252 254L251 250H249ZM227 249H225V250L228 251ZM21 250L19 252H21ZM108 250H109V248H108ZM230 251H228V253H230ZM208 252H209V254H208ZM16 254H19V253L16 252ZM23 254L24 253H22L23 257H27L30 253L24 254V255ZM39 254H41V255L35 257V255H39ZM25 255H27V256H25ZM20 256H21V254H20ZM29 257H30V255H29ZM39 259H38V261L40 264L43 261L40 259L41 260V262H40ZM83 260H84V263L82 262ZM127 260H129V262ZM38 261L36 260L37 263H38ZM177 261H180V260L177 259ZM181 261H183V260L181 259ZM227 263H229V262H227ZM173 264H175V263H173ZM181 264H182V262H181ZM217 264H220V263H217ZM222 264H224V263L222 262ZM238 264H242V263H238Z\"/></svg>",
    "mask_w": 264,
    "mask_h": 264
},
{
    "label": "bare ground",
    "instance_id": "2",
    "mask_svg": "<svg viewBox=\"0 0 264 264\" xmlns=\"http://www.w3.org/2000/svg\"><path fill=\"white\" fill-rule=\"evenodd\" d=\"M29 1H30V0H29ZM29 1L27 0L26 3L29 2ZM46 1H47V0H46ZM48 1H49V0H48ZM69 1H70V0H69ZM71 1H72V0H71ZM78 1H80V3H82L81 1L84 2V0H78ZM78 1H76V3H78ZM87 1H88V0H87ZM91 1H92V0H91ZM91 1H90V2H91ZM94 1L96 2V3H94V4L98 5V6H97L98 9H97V8H96V9L98 10L99 15H98V13H97L98 18H97V15H96V16L94 15L95 18L92 16V17H93V20L95 21V23L92 22V23H90V24H88V25H91V24H92V25L95 24L94 26H96V24L98 25V26L94 27L96 31L93 29V30H94V34H96V33H97V34L101 33V36H100V35H96V36L94 35V37H97V36H98V38H94L95 40H96V39H98V40L101 39V40H102V38H103L102 36H104V35H105V37H104V39H105L106 36H108V35H106V34L102 35V32L104 33L105 30H106L107 32H109V33H108L109 35H111V34H115L116 31L118 30L116 34L123 35V36H121V38H122V37H124L125 35H126V36L128 35V34H127L128 32H127L126 30H127V29L130 30V27H131V30H132V29H135V31H136V29H141V32L144 33V35H148V33H150L152 29H151V28H148L147 26H145L146 24H145V23H142L141 20H139V22H137L138 18H140L141 16H142L141 19H145V18H148V17L152 18L153 16L160 17V14H162V13L164 12V10H165V5H166L165 2L169 4L170 2L172 3V2H176V1H177V3H179V2L181 1V2L183 3V4H181V5H184V6H186V7L188 8V9H187V8L185 7V9H184V7L181 6V7H180L181 9H183V10H185V11L188 10V12H190V10H191V13H192V11H193V13H194V12H197V10H198L199 13H202V12H201V9H200V10H199V9L196 10V8H195L194 6H192V8H195V9H194L195 11L191 9V4H193L195 0H193V2H192L191 0H149V1H150V4L148 5V7L142 6L141 8L139 7L140 5L138 4V0H132V1H131V0L129 1V0H128V1H129L128 4L126 3L127 0H93V2H94ZM134 1H135V3H134ZM139 1H140V0H139ZM178 1H179V2H178ZM206 1H207V0H206ZM217 1H219V0H212V1L209 0V2H213V3H216ZM253 1H254V3H255L254 5H251V4L237 5V3H236V4H233V5L230 6V7H226L225 10L228 11V8L231 10V8L233 7V9H232L231 11H233V13H234V15H235L236 17H242L245 13L250 12V14L252 15V17L254 18V17L257 15L258 10H259L260 13H261V8H260V0H253ZM15 2H16V3H15ZM15 2H14L15 4L18 3L17 1H15ZM24 2H25V1H24ZM43 2H44V1H43ZM64 2H65V1H64ZM64 2H62L61 4H63ZM85 2H86V0H85ZM88 2H89V1H88ZM186 2H188V3L190 2V4L187 5L188 3H186ZM191 2H192V3H191ZM21 3L24 4L23 2H21ZM21 3L18 4V5L24 6V5H22ZM29 3H30V2H29ZM29 3H28L27 5H29ZM31 3H32V2H31ZM37 3H39V1H38ZM72 3H74V2H72ZM123 3H124V4H123ZM130 3H132V4L130 5ZM15 4H14V5H15ZM40 4H41V3H40ZM122 4H123V5H122ZM136 4H137V5H136ZM35 5H36V4H35ZM48 5H49V4H48ZM56 5H57V3H56ZM59 5H60V4H58V6H59ZM64 5H66V4H64ZM71 5H72V4H71ZM76 5H77V4H76ZM78 5H79V4H78ZM127 5H130V7L127 6ZM133 5H134V7H135L136 9H134V8L131 9V7H133ZM138 5H139V6H138ZM162 5L164 6V8H159V7L162 6ZM32 6H33V5H32ZM37 6H40V5L37 4ZM37 6H36V7H37ZM43 6H44V5H43ZM46 6H47V5H46ZM66 6H67V5H66ZM123 6H124V7H123ZM136 6H137V7H136ZM169 6H170V5H169ZM13 7H15V6H13ZM60 7H61V6H60ZM62 7H63V6H62ZM74 7H75V6H74ZM95 7H96V6H95ZM95 7H94L93 10H95ZM138 7H139L140 10L137 9ZM157 7H158V8H157ZM7 8L9 9V7H7ZM42 8H43V7H42ZM66 8H67V7H66ZM66 8H64L63 11H64V10L66 11ZM168 8H169V7L166 5V9H167V10H165V11H169ZM180 8H179V9H180ZM189 8H190V9H189ZM12 9H13V11H11ZM39 9H40V7H39ZM57 9H58V11H59V8H57ZM69 9H70V8H69ZM71 9H72V8H71ZM163 9H164V10H163ZM170 9H171V7H170ZM15 10H16V11H15ZM42 10H44V9H42ZM75 10H76V8H75ZM97 10H95V12H96ZM161 10H162V11H161ZM230 10H229V11H230ZM9 11H10V14H9V15L12 14L11 16H14V13H15L16 15L19 16L18 18H19L20 20H22V23H24V25H26L25 31L28 30V32H30V33H28V34H33V36H35L34 38L38 37L36 42H37V43L40 42L39 45L43 44L44 39H49V38H50V36H48V35L50 34V33L48 34V28H46V26L44 25V23H45L44 21L46 20V19L44 20V12H42V13L39 12L40 14H38L37 21H36V22H33L35 19H34V20H30V19H32V17H33L32 15H34V13L37 14V13L35 12V10H34L33 7H30V6H27V7H26V6H25V7H23V8L18 7L17 9H16V7H15V9H14V8H12V6H11V9H9ZM61 11H62V9H61ZM65 11H64V13H65ZM76 11H80V10L77 9ZM85 11H86V10H85ZM7 12H8V11H7ZM68 12H69V11H67L66 13H68ZM70 12H71V11H70ZM72 12H73V10H72ZM83 12H84V11H83ZM87 12H88V11H87ZM132 12H133V13H132ZM137 12H139V13H137ZM158 12H159V13H158ZM161 12H162V13H161ZM45 13H46V12H45ZM84 13L86 14V12H84ZM91 13H94V12L91 10ZM135 13H136V15H135ZM94 14H95V13H94ZM137 14H138V15H137ZM139 14H140L141 16H139ZM142 14H143V15H142ZM16 15H15V16H16ZM20 15H21L22 18H23V16H24V19L20 18ZM22 15H23V16H22ZM46 15H47V13H46ZM46 15H45V16H46ZM87 15H88V14H87ZM87 15H86V16H87ZM132 15H133L135 18L132 17ZM162 15H163V14H162ZM162 15H161V16H162ZM15 16H14V17H15ZM25 16H32V17L29 19V17L27 18V17H25ZM51 16H52V15H51ZM89 16H90V14H89ZM138 16H139V17H138ZM144 16H145V17H144ZM34 17H36V16H34ZM46 17H47V16H46ZM60 17H61V16H60ZM83 17H84V19H85V16H84V15H83ZM83 17H82V18H83ZM143 17H144V18H143ZM25 18H26V19H25ZM62 18H63V17H62ZM86 18H87V17H86ZM48 19H49V18H47V20H48ZM57 19H58V18H57ZM90 19H91V17H90ZM97 19H98V20H97ZM131 19H132V20H131ZM15 20H16V19L14 18V21H15ZM25 20H26V21H25ZM59 20H60V19H59ZM96 20L98 21V23H96ZM17 21H18V20H17ZM31 21H32V23H31ZM110 21H112V22H110ZM129 21H130L131 23H130ZM133 21H135V22H133ZM142 21H143V20H142ZM18 22L20 23L21 21H18ZM18 22L16 23V25H19V30H20V29H22V28H21V26H20V24H19ZM26 22H27V23H26ZM68 22H69V21H68ZM89 22H91V21L89 20L88 22L86 21L85 23H89ZM104 22H105V23H104ZM144 22H145V21H144ZM13 23H14V22H13ZM13 23H12V24H13ZM22 23H21V24H22ZM83 23H84V22H83ZM103 23H104V24H103ZM109 23H110V24L114 23V27L116 28V26H117V28H118V27H119V28L115 31V30L113 29V27H112V29H113L115 32H113V30H111L109 26H108V27L106 26L107 28H103L105 25H108ZM132 23H133V25H131ZM135 23H136V25H137V24H138V25H137V26L134 25ZM66 24H67V21H66ZM101 24L103 25V27H101V28L104 29V31H102V29H101V30L97 29L99 26H102ZM140 24L142 25L141 28H140ZM143 24H145V25H143ZM16 25H15V26H16ZM24 25H22L23 28H24ZM68 25H69V24H68ZM68 25H67V27H68ZM70 25H71V24H70ZM83 25H85V24H82V26H83ZM13 26H14V25H13ZM76 26H77V25H76ZM112 26H113V25H112ZM27 27H28V28H27ZM65 27H66V26H65ZM70 27H72V26H69V28H70ZM77 27H78V26H77ZM77 27H76V28H77ZM83 27H84V26H83ZM86 27H88L87 24H86ZM89 27H90V26H89ZM89 27H88V28H89ZM133 27H134V28H133ZM138 27H139V28H138ZM92 28H93V27H92ZM108 28H109V29H108ZM15 29H16V27H15ZM17 29H18V27H17ZM17 29L15 30V32H14V31H13V32H14L15 34L18 35L19 30H18V32L16 33ZM81 29H82V27H81ZM84 29H85V28H84ZM107 29L110 30V31H108ZM123 29H124V30H123ZM73 30H74V29H73ZM73 30H72V31H73ZM79 30H80V29H79ZM86 30H87V28H86ZM93 30H92V32H93ZM97 30H99V31H98L99 33L97 32ZM131 30H130V31H131ZM142 30H143V31H142ZM9 31H10V30H9ZM21 31H22V30H21ZM21 31L19 32V34H20V35H21V34L23 35V32L21 33ZM61 31H62V30H61ZM72 31H71V32H72ZM76 31H78V30L75 29V32H76ZM100 31H102V32H100ZM152 31H153V30H152ZM10 32L12 33V30H11ZM65 32H66V31H65ZM68 32H69V31H68ZM73 32H74V31H73ZM75 32H74L73 34H75ZM78 32H79V31H78ZM81 32H82V31H81ZM92 32H91V30H90V32H86V33L89 35L90 33L92 34ZM95 32H96V33H95ZM107 32H105V33H107ZM110 32H113V33L110 34ZM121 32H122V33H121ZM132 32H133V30H132ZM132 32H131V34H132ZM137 32L139 33V30H138ZM137 32H135V33H137ZM62 33H63V32H62ZM82 33H83V32H82ZM125 33H126V34H125ZM133 33H134V32H133ZM145 33H146V34H145ZM9 34H10V33H9ZM9 34L6 36L7 39L5 38L6 41H5V39H4L5 42H7L8 40H9V41L12 40V39H11V38H12V36H11L12 34H11V35H9ZM34 34H35V35H34ZM47 34H48V35H47ZM60 34H61V33H60ZM65 34L68 35L69 33H68V34L65 33ZM78 34H79V33H78ZM78 34H77V36H78ZM131 34H130V36H129V35H128V36H129L130 38H131V37L134 38V34H132L133 36H131ZM20 35H18L19 37L16 36V35H15V36H16L17 38H20V37H21L20 39H22V36H20ZM50 35H51V37H52V34H50ZM53 35H54V34H53ZM66 35H65V36H66ZM88 35L85 36V34H84V37H83V36H82L83 38L81 37L82 40L84 39L83 42L85 41V39H86V42H87L89 38H90V40L93 38L92 35H91L92 38H91V36L88 37ZM244 35H245V34H244ZM30 36H31V35H30ZM60 36H61V35H60ZM60 36H59V37H60ZM62 36H63V35H62ZM62 36H61V38H62ZM69 36L71 37L72 34L69 35ZM241 36H242V35H241ZM241 36H239V38H240ZM45 37H47V38H45ZM87 37H88V38H87ZM99 37H101V38L99 39ZM112 37H113V38H112ZM112 37L109 36V38L114 39V38H116V35H114V36L112 35ZM141 37H143V35H142ZM17 38H16V39H17ZM23 38H24V37H23ZM73 38H74V37H73ZM109 38H107V39H109ZM145 38H146V37H144V40H146L145 43H147L148 38H146V39H145ZM243 38H244V37H241L240 39H243ZM245 38H246V37H245ZM20 39H19V40H20ZM27 39H29V38H26V42H27ZM38 39H39L40 41H39ZM59 39H60V38H59ZM127 39H128V38H127ZM142 39H143V38H142ZM142 39H141V40H142ZM234 39H236V38H234ZM17 40H18V39H17ZM17 40H15L16 43H17ZM29 40H30V42L32 41L31 39H29ZM34 40H35V39H34ZM49 40H51V38H50ZM60 40H61V39H60ZM64 40H65V39H64ZM74 40H75V39H74ZM92 40H93V39H92ZM92 40H91L90 42H93ZM95 40H94V41H95ZM98 40H96V42H97V44H100V43H98V42H99ZM132 40H135V39H132V38L129 39L130 42H131ZM144 40H143V41H144ZM9 41H8V43H11V41H10V42H9ZM21 41H22V40H21ZM21 41H19V42H21ZM38 41H39V42H38ZM45 41H47V40H45ZM52 41H53V40H52ZM54 41H57V40H54ZM69 41L74 42L73 40H69ZM102 41H103V40H102ZM102 41H100L101 44H102ZM139 41H140V38H139ZM237 41H238V39H236V41H234L233 44H236L235 42H237ZM247 41H248V40H247ZM23 42H24V41H23ZM36 42L33 43V41H32L31 44L33 43V44L35 45ZM57 42H58V41H57ZM57 42H56V43H57ZM59 42H60V41H59ZM61 42H64V41L62 40ZM72 42H69V43L72 44ZM96 42H94V45L96 44ZM135 42H136V41H135ZM242 42H245V43H246V41H241V43H242ZM48 43H49V41H48ZM53 43H54V42H53ZM53 43H52V45H54ZM67 43H68V42H67ZM69 43H68V45H69ZM74 43H75V42H74ZM87 43H88V46H89V44H90L89 41H88ZM45 44H47V43L45 42ZM79 44H80V43H79ZM81 44H83V43H81ZM85 44H86V43H85ZM101 44L98 45V46L100 47ZM233 44H232V47L234 46ZM246 44H248V43H246ZM246 44L243 43L242 45H240V44L237 43V44H236V47H237V48L235 49V46H234L232 50H236L235 52H237V49H238V51H240V50H243V51H244V49L248 47ZM74 45H75L74 47L71 45V46H72V48H71V49H72V52H71V53H66V55L68 54V59H69L70 56H72V58L69 59L68 62H71L72 59L77 58V59H75V61H73V62H71V63H74V62L77 63V62H78V58H80V57H78L77 55L75 56V54H79V55L81 56V54L83 53L82 51H84V52H86V53L88 52L87 49H86V51L83 49V48H86V46L83 47V48H81V47H82V46H81V47H80V48H81V49H80L81 52H80V51H79V46H80V45H79V46H76V45H78V43H75ZM83 45H84V44H83ZM91 45H92V44H91ZM91 45H90V46H91ZM94 45H93L92 47H95L94 49H96L97 47L94 46ZM238 45H239V46H238ZM244 45H246L247 47H244V49H243V46H244ZM22 46H24V45H22ZM25 46H26V45H25ZM29 46H30V45H29ZM31 46H32V45H31ZM57 46H58V44H57ZM66 46H67V45H66ZM71 46H70V47H71ZM88 46H87V48H92V47H88ZM240 46H242V48H241ZM7 47H9V46H7ZM35 47H38V46L36 45ZM76 47H77V48H76ZM239 47H240V48H239ZM18 48H19V47H18ZM30 48H31V47H30ZM55 48L57 49V47L54 46V49H55ZM67 48H69V46H68ZM33 49H34V48H33ZM69 49H70V48H69ZM147 49H149V48H147ZM239 49H240V50H239ZM36 50H38V49H36ZM39 50H41V49H39ZM60 50H62V49H60ZM64 50H66V49H64ZM89 50H91V49H89ZM92 50H93V49H92ZM150 50H151V49H150ZM158 50H159V49H158ZM16 51H18V50L16 49ZM34 51H35V50H34ZM76 52H77V53H76ZM78 52H79V53H78ZM90 52H91V51H90ZM156 52H158V51L156 50ZM159 52H160V51H159ZM159 52H158V53H159ZM240 52H241V51H240ZM17 53H18V52H17ZM72 53H74V54H72ZM162 53H163V52H162V49H161V54H162ZM242 53H244V52H242ZM22 54H23V53H21V56H20V51H19V54H17V56H18V58H19V60L17 59V62H18V63L20 62V64H19L20 67H23V66L25 67L26 64L30 63V64H32V68H33V70H34V67L37 66V67H36L37 69L35 68V69H36V73H37V72L39 73L38 69L41 70L42 67H45V66H46V65H42L43 63H40V62H39V64L35 65L36 62L38 63V61H37L38 59L35 60V58H34V59H32V60L30 61L26 55H25V56H26V58H25V56H23ZM69 54H70V55H69ZM89 54H90V53H89ZM107 54H109V53H107ZM107 54H106V55H107ZM114 54H115V53H114ZM150 54H151V53H149V54L147 53L146 55H147V56H151L152 54H151V55H150ZM73 55H74V58H73ZM83 55L86 56V54H83ZM106 55H105V56H106ZM141 55H143V57H142L141 59H139V61H140V60H145L146 55L140 53V56H141ZM14 56H15V54H14ZM17 56H16V57H17ZM19 56H20V57H19ZM22 56H23V57H22ZM85 56H84V58H85ZM107 56H109V55H107ZM107 56H106V57H107ZM117 56H118V54L115 55L114 57H117ZM144 56H145V58H144ZM16 57H15L14 59H16ZM151 57H152V56H151ZM20 58H21V59H20ZM22 58H23V59H22ZM84 58H83V56H82V59H84ZM148 58H150V57H147V59H148ZM152 58H153V57H152ZM26 59H27L28 61H27ZM80 59H81V58H80ZM87 59H89V57H87ZM122 59H124V58L122 57ZM122 59L119 60L118 58H116V59H115V60H116V61H115V64L112 62V65H111L113 68H112L111 66H109V68H108V66L106 67V68H108V69H111V72L109 71V73H111V74H110L109 76H108V75L105 76V77L108 76L107 79L110 81V85L107 84V86H109V88H110V86H111V88H115L116 86L118 87V85L121 86L120 83H119V82H120V79H119V78H116L115 76H113L115 73L113 74V73H112V70L116 71V74H119L121 71L123 72L124 69H123V70L120 69V67L122 68V61H121ZM147 59H146L145 61H147ZM163 59H164V58H163ZM21 60H22V61H21ZM33 60H34V61H33ZM164 60H165V59H164ZM164 60H162V61H164ZM1 61H2V60H1ZM1 61H0V62H1ZM15 61H16V60H15ZM41 61H42V60H41ZM119 61H121V62H119ZM124 61H126V60L124 59ZM124 61H123V63H125ZM151 61H152V60H151ZM27 62H28V63H27ZM42 62H44V61H42ZM127 62H128V61H127ZM127 62H126V63H127ZM141 62H143L144 67H142L143 64L141 65V64L139 63V67H137V68H138V69H141V67H142V69H143V68H146V69H144V70H148L150 66H149V67H148L147 65L145 66V63H146V62H144V61H141ZM158 62H159V61H158ZM158 62H157V63H158ZM170 62H171V64L174 63L173 60L171 61V59H170ZM172 62H173V63H172ZM78 63H79V62H78ZM78 63H77V64H78ZM126 63H125V64H126ZM159 63H160V62H159ZM30 64H28V65L31 66ZM40 64H41V65H40ZM45 64H46V62H45ZM68 64H70V63H68ZM68 64H67V68H68V67H72V65H73V64H71V65L68 66ZM148 64H149V62H148ZM161 64H162V63H161ZM161 64H160V65H161ZM168 64H169V63H168ZM33 65H34V66H33ZM38 65H40L41 68H40V66H38ZM75 65H76V64H74V65H73V68H72V70L74 69V70H73V73H74V74L71 73L72 70H69L70 68L68 69V71H71V72H70L71 75H69V79H70V76H72L71 79H73V80H76V79L79 77L77 74H79L78 72H79L80 68H79V70L76 68L78 72L76 71V74H75V67H80V66H78L79 64H78L77 66H75ZM114 65L116 66V68H114V67H115ZM26 66H27V65H26ZM117 67H118V68H117ZM131 67H133V66H130V68H131ZM32 68H31V69H32ZM133 68H134V67H133ZM118 69H120L121 71L118 70ZM33 70H32V71H33ZM106 70H107V69H106ZM106 70H105L104 72H105V74H108V73H106ZM144 70H143V71H144ZM151 70H152V66H151ZM151 70H150V72L153 71V70H152V71H151ZM107 71H108V70H107ZM143 71H142V72H143ZM33 72H35V70H34ZM42 72H43V71H42ZM126 72H128V71H126ZM126 72H125V74L128 75V73H126ZM131 72H132V71H131ZM146 72H147V71H146ZM43 73H44V72H43ZM123 73H124V72H123ZM129 73H130V72H129ZM134 73H136V72H134ZM134 73H130V74H133V75H134ZM120 74H122V73H120ZM136 74H137V76L134 77V78H135L134 80H136V81L133 80V82H132V84H131L132 86H134V85H138V83H141V82L144 83L143 81H145V78L147 79V76H145V73H144V72H143V73H140V74H139V73H136ZM136 74H135V75H136ZM143 74H144V76H142ZM146 74H147V73H146ZM150 74L152 75V73H150ZM150 74H149V75L147 74V75L150 76ZM45 75H46V74H45ZM122 75H123V74H122ZM37 76H39V75L37 74L36 76H34V78H36ZM40 76H41V75H40ZM112 76H113V77H112ZM131 76H132V75H131ZM74 77H75V79H74ZM110 77H111V78H110ZM132 77H133V76H132ZM156 77H158V76H156ZM37 78H38V77H37ZM37 78H36V79H37ZM109 78H110V79H109ZM115 78H116V79H115ZM130 78H131V77H130ZM30 79H31V78H30ZM71 79H70V80H71ZM112 79H113V81H112ZM122 79H123V78H122ZM149 79H150V78H148V81H149ZM151 79H153V78H151ZM154 79H155V78H154ZM116 80H117V81H116ZM139 80H140V81H139ZM155 80L158 81L157 79H155ZM125 81H126V80H125ZM125 81H124V82H125ZM146 81H147V80H146ZM146 81H145V82H146ZM114 82L116 83V85H115ZM126 82H127V81H126ZM136 82H137V83H136ZM142 83H141V84H142ZM113 84H114L115 86H114ZM117 84H118V85H117ZM161 84H162V83H161ZM166 84H167V85H164V87L167 86L168 88H172L173 86H176V85H173V83H172V84H171V83H170V84H169V83H166ZM176 84H177V83H176ZM123 85H124V84H123ZM168 85H170V86H168ZM171 85H172V87H171ZM177 85H178V84H177ZM113 86H114V87H113ZM149 86H150V84H149ZM152 86L154 87L155 85H152ZM162 86H163V85H162ZM162 86L159 85V88L163 89ZM117 87H116V88H117ZM128 87H130V85H129ZM128 87H126V88H128ZM145 87H146V86H145ZM156 87H158V86L156 85ZM181 87H182V86H181ZM116 88H115V89H116ZM124 88H125V87H124ZM124 88H123V89H124ZM138 88H140V87L138 86ZM142 88H143V87H141V89H142ZM146 88H147V87H146ZM154 88H155V87H154ZM154 88H151L150 90L153 92L152 89H154ZM179 88H180V86H179ZM179 88L177 89V87H176V89H174V87H173V89H174V90H173L174 93L176 92L177 95H178V98H176L175 100H178V99H179V96H180L179 94L182 93V92H180V93L178 94V92H179ZM123 89H122V90H123ZM130 89H131V88H130ZM147 89H148V88H147ZM164 89H166V88H164ZM183 89H184V88H183ZM90 90H91V91H88V95H87V97H85V95H83V96L85 97V99H87V98L90 99V100H86V101H91V103L89 102V104H93V103H94V97H93V96H95V99H97V95H92L93 90H92V89H90ZM122 90H121V92H120L121 95H122V93L125 91V89L123 90V92H122ZM150 90H149V91H150ZM155 90H156V89H155ZM175 90H178V91H175ZM127 91H128V90H126V91L123 93V95H124L125 97L122 95V100H123V97H124L123 102L125 101V102L127 103V104H126V103L124 102L125 105H126V107L128 106V109L125 107L124 103H122L123 105L120 104V105H122V107H121V106H118V107L115 108V109H117V111L111 107V108L114 110V112L112 113V112H111L112 109H110V110H111L110 112L112 113V114L110 113V116H111V117H114V116L117 117L118 115L115 114V113H116V112L118 113V112L122 111V109H118V108H124V107H125L128 111L130 110V112H128V114L130 113V117H129V115H127V114H125V115H127L129 119H130L131 117L133 118L134 115H131V114H133V111L136 110L135 108L138 107L140 110H142V112H144L145 110H146V111L148 110V109H146L147 104H148V106H149V107L147 106V108L153 107V108H151L150 110H148V112H149V111L153 112L152 109H154V112L157 110V111L155 112V114L159 115L160 112H161V110H165L166 112H168V111H167V107L165 106L166 104L169 105L171 102H174V101L172 100L173 98L170 99V97L168 98V99H169L168 101H167V97H166V99H162V100L160 99L161 101H163V102L166 103V104H165V103L162 102V103H163V104H162L161 102H160V103L158 102L159 104H162V107H163V106L166 107L165 109H162V108H159V107H160L159 104H158V105L155 104V105H157V106L154 105L155 107L149 104V103L152 104V101L155 102L156 99L158 100V97L156 98V95H155V96L153 95L155 98H154V97L152 98L151 95H148V94H147V93H149L148 91H145V92H147V93H144V91H143V92H141V93L139 92V93L142 94V95H144V94H146V95H144V97H141V95L138 96L137 94H135L137 90H136V91H133V90H132V91H133V92H132L133 95L131 94V91H130V93H129V92L127 93ZM151 91H150V93H151ZM157 91H158V90H156V92H157ZM170 91H172V89H170ZM181 91H182V89H181ZM185 91H187V90H185ZM137 92H138V91H137ZM159 92H160V91H159ZM165 92H166V91H165ZM187 92H188V91H187ZM5 93H7V92H5ZM94 93H95V91H94ZM143 93H144V94H143ZM170 93H171V92H170ZM172 93H173V92H172ZM174 93H173L172 95H174ZM183 93H185V92H183ZM183 93H182L181 96H183V95L186 94V93H185V94H183ZM8 94H9V93L6 94V95H7L6 97H5V94H4V97H5V99L10 100L11 98H9V97H10V96L12 97V95L9 94V95H10V96H9ZM85 94H87V93H85ZM127 94H128V96H127ZM129 94H130V95H129ZM151 94H153V93H151ZM154 94H155V92H154ZM158 94H159V93H157V95H158ZM162 94H163V93L161 92V93L159 94V96H161ZM135 95H136L137 97H139L140 99H138ZM83 96H81V97H83ZM130 96H132V97H130ZM134 96H135V98H134ZM145 96H146V97H145ZM163 96H165V93H164ZM185 96H189V95L187 94V95H185ZM216 96H218V95L216 94ZM223 96H224V95H223ZM84 97H83V99H84ZM129 97H130V98H129ZM201 97H203V96H200V98H201ZM12 98H13V97H12ZM91 98H93V100H91ZM136 98H137V99H136ZM150 98H151V99H150ZM162 98H163V97H162ZM182 98H184V97H181V99H182ZM193 98H196V97L192 96L190 99H193ZM220 98H221V97H220ZM81 99H82V98H81ZM129 99H130V100H129ZM135 99H136L137 101H136ZM142 99H144V100L142 101V103H144V101L146 102L145 105H144L145 108H141V106L144 107L143 104L140 103V100H142ZM149 99H150V100H149ZM152 99H155V100H152ZM186 99H188V101H190L188 97H186ZM198 99H199V98H198ZM201 99H202V98H201ZM201 99L198 100V101H201ZM151 100H152V101H151ZM160 100H159V101H160ZM164 100H165V101H164ZM170 100H171V102H170ZM183 100H185V98H184ZM183 100H182V101H183ZM202 100H205V99H202ZM83 101H84V100H83ZM83 101H82V100H79V104H80V102H82V103H81L82 106H80V105H79V106H80L81 111H83V113H84V112H85V109H86V108H85V107H86V106H85V105H86V104H85L86 102L84 101V102H85V103H84ZM108 101H109V100L106 99V103H105V104H102V103H101L100 106H99V104H97V105H96V104H95V105L93 104V105H94V106H97L98 108L101 107V106L103 107L104 105H107V103L110 105V103H109ZM128 101H129L130 103H129ZM138 101H139L140 104L138 103ZM148 101H149V102H148ZM150 101H151V102H150ZM166 101H167V102H166ZM179 101H180V100H179ZM186 101H187V100H186ZM192 101H193V102L190 101L191 105H190V104H188V105L186 104L187 106L190 105V107H187V106H186V107H187V108H186L185 106H183V107H185L186 110H184V109L182 108V106L178 104V105L182 108V109H180V111H182V112H180L179 109H178L177 107H176V109L172 108L173 105H175L176 102L178 103V101H176V102L172 105V107H171V110H173V111L168 112V113H170V114L165 113L164 111H162V113L166 114V116L163 115V117H162V116L159 115L160 118H159V117L156 118V116L154 115V120H155V119H156V120H155V121H154V120L152 121L153 124H155L154 122H156V123H158V125L161 126V127H159L157 124H156V125H153V126H155V127L158 126L159 128H161L163 131H162V130H161V132H160V130H156V131H157L158 133H161L160 135H162V133H163V135L166 136V137H168V136H167L168 133L170 134V136H171V134L173 135V133H177L178 136L182 134V135H181V139L183 138L182 136L189 135V136L186 137L187 139H188V137H189V142H188L189 144L186 143V145L189 146V145L191 144V146H194L195 143H196V145H197V144H202V145H204L203 147L205 148V149H203V150H204V151L207 150V151L209 152L208 149H209V148L215 143L213 139L216 137V136H215V137L213 138L212 134H211V135L208 134V130H207L208 127H210L209 131H210V133H211V124L213 123V121L211 122V119H209L210 121H209V120H206L207 118H206L205 116H204V119H205V118H206V119H205V120L202 119L201 117H202L203 115H202L201 117H199V115H201V114H200L198 111H201V110L199 109V107L197 108V109H199V110H197V109L195 110V109H194V107L196 108V106H198V103L196 102V100H192ZM194 101L197 103L195 106H193V104H192V103H195ZM104 102H105V101H104ZM154 102H153V103H154ZM169 102H170V103H169ZM229 102H230V101H229ZM235 103H236V102H235ZM238 103H239V102H238ZM238 103H236V104H238ZM83 104H84V106H83ZM87 104H88V103H87ZM141 104H142V105H141ZM220 104H221V103H220ZM225 104H226V103H225ZM239 104L241 105V103H239ZM109 105H107V106H105V107H107V109H109V107H108ZM132 105H134V106H132ZM136 105H137V106H136ZM138 105H139V106H138ZM200 105H201V103H200ZM200 105H199V106H200ZM234 105H235V104H234ZM191 106H193V107H191ZM235 106H236V105H235ZM82 107H83V108H82ZM88 107H90V106H88ZM102 107H101V108H102ZM132 107H133V108H132ZM180 107H179V108H180ZM226 107H227V106H226ZM91 108H93L92 105H91ZM101 108H100V109H101ZM157 108H158L159 110H158ZM53 109H54V110L52 111L53 113H54L56 110H58V108H56V110H55V108H53ZM80 109L78 108V110H80ZM83 109H84V110H83ZM100 109H98V112H93V111H92L93 114H92V113H91V114L93 115V117H91V119H90V118H89V119H90V120H93V119H94V116H95L94 114L99 113ZM126 109H124V110H126ZM131 109H133V111H132ZM189 109H190V110H189ZM78 110H76V111H78ZM89 110H90V108H89ZM96 110H97V109H96ZM96 110H95V111H96ZM118 110H120V111H118ZM143 110H144V111H143ZM169 110H170V108H169ZM183 110H184V111H183ZM187 110H189V111H187ZM191 110H192V111H191ZM58 111H59V110H58ZM58 111H56V113H57ZM76 111H75L74 113H79V112H80V113L78 114L79 116H80L81 114H83L81 111H78V112H76ZM87 111H88V108H87ZM87 111H86V113H87ZM101 111H102V110H101ZM101 111H100V113H99L98 116H100V117L103 119V118H104L105 116H107L108 114L103 115L104 117H102L101 114H104V112H106V109H105L104 112H101ZM107 111H108V110H107ZM115 111H116V112H115ZM137 111H138V110H137ZM158 111H160V112H158ZM175 111H176V112H175ZM178 111H179L180 113H179ZM185 111L188 112V113H186L187 116H188L189 113H190L191 115H196V117H198L199 119L201 118V122H200L199 119H196V122H197V120H198V123L200 122L201 125H202L203 122L206 123V125H205L204 123H203L202 126H200L198 123L195 124V121L192 120L193 117L191 118V115H190V114H189V117H190L191 120H190L189 117H188V120H190V121L188 122V120H186V119H187V118H186L187 116H186V114H185ZM194 111H195V112H194ZM89 112H91V111H89ZM123 112H124V111H123ZM131 112H132V113H131ZM154 112H153V113H154ZM183 112H184V113H183ZM193 112H194V113H193ZM196 112H197L198 114H197ZM58 113H59V112H58ZM62 113H63V112H62ZM62 113H61V115H58V116H57V114H56L57 118L60 117V116H62ZM108 113H109V111H108ZM158 113H159V114H158ZM172 113H173V114H172ZM54 114H55V113H54ZM59 114H60V113H59ZM114 114H115V115H114ZM137 114H138V113H137ZM137 114H136V115H137ZM171 114H172V115H171ZM176 114H178V115H176ZM181 114H183V116H184V114H185L186 117H185V116L183 117ZM76 115H77V114H76ZM76 115H74V116L77 117ZM92 115H91V116H92ZM112 115H114V116H112ZM125 115L123 114L122 117H124ZM167 115H168V118H169V119L167 118ZM173 115L175 116V120H177L176 117L178 116L177 118H179V119L181 120V121H179V124L181 123V125H179V124L175 125V122H174V120H173V119H174V118H173ZM179 115H180V116H179ZM34 116H37V115H34ZM63 116H64V115H63ZM79 116H78V117H79ZM98 116H97V114H96V118H95V119H97V121H99V120H98ZM127 116H125V117L123 118V121H121V122H123L124 124L121 125V126H123V128L120 127V129H123V130H124V129H125V128H124L125 126H126L127 129H129V128L133 127L132 125H135V124H136V127H138V128H142V127H143V124H142L139 120H136L135 117L133 118L134 120H133L132 118H131L132 120H131V119L128 120V125H126V124H127V120H126V119H128V118H126ZM140 116H141V115H140ZM170 116H171V118H170ZM8 117H9V119H8ZM39 117H40V116H39ZM52 117H53V116H52ZM64 117H65V116H64ZM64 117H61V119L63 118V120H67L66 118L64 119ZM75 117H74V119H75ZM78 117H77V120H76L77 123H79V122H78L79 120H80V122H82L83 120H82L81 118L78 119ZM84 117H85V115L83 114V115H82V118H84ZM100 117H99V118H100ZM108 117H109V115L107 116V118H108ZM118 117H119V116H118ZM196 117L194 116V119H195ZM85 118H86V117H85ZM85 118H84V119H85ZM105 118H106V117H105ZM120 118H121V116H120ZM125 118H126V119H125ZM140 118H141V117H140ZM142 118H143V117H142ZM144 118H145V117H144ZM158 118H159L160 120L163 118V119L161 120V123H160V121L157 120ZM185 118H186V119H185ZM4 119H5V120L7 119V121H6L7 123H10V124L13 123V124L10 125V126H11L10 129H13V127H14L15 130H13V131L19 130V129L21 128V130H20V131H16V133L12 132V133L14 134V135H12V137L14 136L15 139L18 140L17 142H20L19 140H23V139L25 140V139H26V138H23V137H24V135L27 134V133H25V132H21V131H24L23 128L25 129V131L27 130V129H26V128H27V124H26V128H25V126H22V125L20 124V122L17 120V118L14 119V117H10V116H7V115L4 117ZM4 119H3V120H4ZM10 119H12V120H10ZM89 119H88V120H89ZM95 119H94V120H95ZM108 119H111V118H108ZM137 119H138V118H137ZM164 119H166V122H164V121H165ZM184 119H185V120H184ZM5 120H4V121H5ZM20 120H21V119H20ZM22 120H23V119H22ZM63 120H62V121H61V120H58V121L63 122ZM81 120H82V121H81ZM88 120L86 119V121L84 120L83 122H87ZM90 120H89V121H90ZM94 120L91 121V122L94 123ZM146 120H148V119H146ZM169 120H170V121H169ZM172 120H173V122H172ZM182 120H184L185 122H183ZM247 120H248V119H247ZM4 121H3V122H4ZM9 121H10V122H9ZM13 121H14V122H13ZM15 121H16V122H15ZM58 121H57V122H58ZM89 121H88V122H89ZM97 121H95L96 124H95V123H94V124H95V126H97V128L100 127V128L102 129V130H101V129L98 128V131L100 130V135H101V133L103 134V133L106 132L107 127H109V125L106 124L107 120H105V123H104V122H100V121H101V119H100L99 124L101 123V124H100L101 126H98V125H97ZM103 121H104V119H103ZM124 121H126V122H124ZM130 121H131V123H130ZM132 121H133V123H132ZM138 121L140 122V124H139ZM192 121H193L192 125H194V127H196V129H198V130H196L195 128L192 127V125H191V123H190V122H192ZM207 121H208V122H207ZM60 122L58 123V125L61 124ZM64 122H65V121H64ZM64 122H63V123H64ZM134 122H137V123H134ZM142 122H143V121H142ZM144 122H145V121H144ZM167 122H168L170 125L167 126V124H168ZM171 122H172V123H171ZM187 122H188L190 125L187 126V124H188ZM209 122H211V123H209ZM4 123H5V122H4ZM4 123H3V124H4ZM7 123H6V124H7ZM18 123H19V125H18ZM103 123H104V124H103ZM125 123H126V124H125ZM150 123H151V122H150ZM159 123H160V124H159ZM163 123H164V125H163ZM166 123H167V124H166ZM182 123H183V124H182ZM186 123H187V124H186ZM207 123H208V125H207ZM3 124H2V125H3ZM6 124H5V125H6ZM81 124H82V123H81ZM81 124H80V125H81ZM89 124H90V126H91V123H88L87 125L89 126ZM102 124L104 125V128L107 126V127H106V130H105L104 128H102ZM105 124H106V126H105ZM130 124H131V125H130ZM171 124H172V125H171ZM245 124H246V123H245ZM255 124H257V123H255ZM7 125H8V124H7ZM7 125H6V128H7ZM15 125H16L17 128H15ZM62 125H63V124H62ZM80 125H79V126H80ZM83 125H84V123H83ZM138 125H140L141 127L138 126ZM162 125H163L164 127H163ZM195 125H197L198 127H202V128H198V127L195 126ZM209 125H210V126H209ZM12 126H13V127H12ZM45 126H46V124H45ZM63 126H64V125H63ZM85 126H86V123H85ZM95 126L93 125V127H95ZM127 126H130V127L128 128ZM153 126L151 125V128H152ZM173 126L175 127V129H173V128H174ZM176 126H177V127H176ZM181 126H183V127H181ZM189 126H191V127H189ZM203 126H204V127H203ZM206 126H207V128L205 129ZM8 127H9V125H8ZM19 127H20V128H19ZM22 127H23V128H22ZM47 127H48V126H47ZM50 127H52V125H51ZM55 127L57 128V126H55ZM59 127H60V128L57 129V130L61 131V128H62V127H61V126H59ZM77 127H78V126H76V128H77ZM86 127H87V126H86ZM110 127H111V126H110ZM110 127H109L108 129H110ZM134 127H135V126H134ZM149 127H150V126H149ZM155 127H154V128H155ZM171 127H172V128H171ZM179 127H180L181 129H180ZM184 127H185L184 132H181V131H183L182 129H183ZM186 127H187L188 129H186ZM18 128H19V129H18ZM42 128H43V127H42ZM53 128H54V127H52V129L50 128V129H51L50 132L52 133V132L55 130L54 132L56 133V131H57L56 128H55V129H53ZM74 128H75V127H74ZM76 128H75V129H76ZM83 128H84V127L82 126V129H83ZM87 128H88V127H87ZM87 128H86V129H87ZM97 128L95 127L94 130H97ZM146 128H148V127H145V126H144V128L142 129V130H144V133H146V131H145V130H147ZM166 128H167V129H166ZM257 128H258V126H257ZM45 129H46V128H45ZM45 129H44V130H45ZM64 129H65V128H64ZM80 129H81V128H80ZM88 129H90V127H89ZM91 129H92V127H91ZM120 129H116V132L121 131ZM133 129H135V128H133ZM152 129H153V128H152ZM152 129H150V130L153 131ZM165 129H166V130H165ZM172 129H173V131L169 132V131L172 130ZM192 129H193V130H192ZM199 129H200L201 131H199ZM202 129L205 130V131H203ZM47 130H48V129H47ZM94 130H93V129L91 130L92 133L88 131V132L90 133L91 138H92V136H93V133H94V135H95V133H96ZM103 130H105V131L103 132ZM114 130H115V129H114ZM114 130H113V133H114L113 136H118V134L115 135ZM117 130H119V131H117ZM123 130H122L120 133L123 134V132L126 131V130H125V131H123ZM129 130H131V129H129ZM129 130H128V131H129ZM168 130H169V131H168ZM190 130H191V131H190ZM195 130H196V131H195ZM11 131H12V130H9V129H8V132H10L9 134H12ZM41 131H42V130H41ZM41 131H40V132H41ZM62 131H63V129H62ZM74 131H75V130H74ZM76 131H77V132H75V133L78 134V133H80V132L83 131V130H79V128H78V130L76 129ZM101 131H102V132H101ZM107 131H108V130H107ZM167 131H168V132H167ZM186 131H187V132H186ZM4 132H5V130H4ZM6 132H7V129H6ZM17 132H21V134H19V133H17ZM36 132H37V131H36ZM40 132H39V134H40ZM50 132H49V133H48V132H46V133L41 132V133H42L41 135H43V134L46 135V134H47L46 136H52V137H55V136H56V135H54V134H55L54 132H53V134H51ZM88 132H87V130H86V132H85L83 135H82V134H78L80 137H78V136H75V137H76V138L78 137L79 140H80V138H83V139H84L83 136L85 135V136L88 138V137H89ZM126 132H127V131H126ZM142 132H143V131H141V133H142ZM148 132H150V131H149V128H148ZM154 132H155V131H153V133H154ZM166 132H167V134H166ZM172 132H173V133H172ZM180 132H181V134H180ZM188 132H190V133H188ZM191 132H192V133H191ZM201 132H202V134H200ZM23 133H24V135H23ZM57 133H58V132H57ZM63 133H64V131L62 132V134H60V133H58V134H60V136L62 137ZM65 133L67 134L68 132H65ZM65 133H64V135H65ZM86 133H87V134H86ZM98 133H99V132H97L96 134H98ZM107 133H108V134L112 133V132H111V129H110V132H107ZM129 133L132 134V131L129 132ZM144 133L142 134V136L145 135ZM185 133H186V134H185ZM193 133H194L195 135H194ZM197 133H199V134H197ZM204 133H205V134L207 133L208 135H207V134L205 135ZM15 134H16V135H15ZM37 134H38V132H37ZM50 134H51V135H50ZM58 134H57V135H58ZM108 134H107V136L110 137ZM5 135H6V133H5ZM53 135H54V136H53ZM110 135H111V134H110ZM123 135H125V134H123ZM146 135H147V133H146ZM156 135H157V134H156ZM160 135L158 136L159 138L162 137V136H160ZM192 135H194V136H192ZM199 135H201V137H199ZM202 135H203V137H202ZM214 135H215V134H214ZM6 136H7V135H6ZM17 136H19V137H17ZM21 136H23V137H21ZM34 136H35V135H34ZM39 136H40V135L35 136V137H36L35 139L38 140V141H37L38 144L35 143V142H36V141H34L35 139L33 140L34 144H33L32 140H31V142L29 141L30 139H33L34 137L30 138L29 140H26V142L23 141L25 144H26V143H28V145H29V143H30V145L32 144L33 146H35V148H36V146L38 145L36 151H38L39 157L36 155V154H37V152H36V153L34 154V156H37L36 159H35L34 157H32V158H34V160L32 159V160L35 162L34 164H37V162H38L37 165H38V166H40V165L42 166V163L40 162V160H41V161H42V160H43V161H44V160H45V161L48 160V162H50V164H51V160H52L53 155H55L54 158H53V160H52V162H53L54 164L56 163V162H54V160H57V161L59 160L60 162L62 161V159L65 160V157H64V156H65L66 154H65L64 151L68 149L67 145H65V146H66V149H64V148H65L64 145H63V146L61 145L62 147H61L60 145H57L58 143H60V142L58 141L59 139L57 140V141H58V143H57V141H56L57 138L54 139V138H52V137H49V138H52V140H53V141H52V140L50 139L51 142H49V139H47L46 136H40V138H43V137H44V138L42 139V141H41V139H38V138H37V137H39ZM65 136H66V135H65ZM98 136H99V134H98ZM98 136H97V137H98ZM107 136H106V135L104 136V134H103V136H101V137H102V138L105 137V140H106V137H107ZM113 136H112V137H113ZM119 136H120V134H119ZM119 136H118V137H119ZM164 136H163V137H164ZM170 136L168 137L169 139L171 138ZM175 136H176V134L172 136V139H170V140H172V142L175 140V139H173V138L178 137V136H176V137H175ZM209 136H212L211 138H213V139H212V142H213L212 145L209 144V142L211 143V141H210V137H209ZM221 136H222V135H221ZM7 137H9V136H7ZM20 137H21V138H20ZM163 137H162V138H163ZM166 137H164V138H166ZM208 137H209V139H208ZM22 138H23V139H22ZM27 138H29V137H27ZM58 138H60V137H58ZM87 138H85V139H87ZM91 138H90V139H91ZM93 138H94V136H93ZM186 138H183V139H184L183 142L186 141V140H185ZM199 138L201 139L202 142H200V139H199ZM96 139H97V138H96ZM181 139L178 138V142H177V140H175V143L177 142L178 145H179V146H178V145H175L176 147H177V146H178V147L181 146V145L179 144V143H180L179 140L181 141ZM183 139H182V140H183ZM190 139H191V140H190ZM192 139H193V140H192ZM194 139L199 140L198 142H200V143H198L197 140H194ZM207 139H208V140H207ZM221 139H222V138H221ZM228 139H229V138H228ZM228 139H227V140H228ZM43 140H45V141H44L45 144H43ZM54 140H55V141H54ZM101 140H104V139H101ZM113 140H114V139H113ZM159 140H160V139H159ZM170 140H169V141H170ZM204 140H205V142H204ZM219 140H220V139H219ZM241 140H243V139L241 138ZM241 140L239 139L240 142H241ZM28 141H29V142H28ZM46 141H47V144H46ZM87 141H88V139H87ZM98 141H100V139H98ZM124 141H125V140H124ZM187 141H188V140H187ZM190 141H193L194 144H192L193 142H190ZM207 141H209V142L207 143ZM228 141H229V140H228ZM230 141H231V140H230ZM233 141H234V140H233ZM239 141H236V140H235V143H236V142H239ZM39 142H40V143L42 142V144H40ZM53 142H54L55 144H54ZM126 142H127V141H126ZM163 142H165V141H163ZM172 142L170 141L171 145H173ZM203 142H204V144H203ZM216 142H217V141H216ZM226 142H227V141L223 142V146H224V143H226ZM242 142H244V141H242ZM242 142H241V143H242ZM257 142H258V141H257ZM85 143H86V142H85ZM124 143H125V142H124ZM230 143H232V142H230ZM241 143H237L236 146L238 147V145H239L240 148L243 149V147H241V145H242ZM250 143H251V142H250ZM250 143H249V145L252 144V143H251V144H250ZM35 144H36V145H35ZM39 144H40V145H39ZM61 144H63V143L61 142ZM32 145H31V146H32ZM44 145H47V146H44ZM51 145H52V147H51ZM105 145H107V144H105ZM169 145H170V144H169ZM171 145H170V146H171ZM186 145H184V146H186ZM202 145H201V146H198V148H201ZM210 145H211V146H210ZM227 145H228V144L226 143L225 146H227ZM231 145H232V144H231ZM233 145H234V144H233ZM252 145H253V144H252ZM252 145H251V146H252ZM256 145H257V144H256ZM49 146H50L51 148H50ZM59 146H60L61 149L59 148ZM86 146H87V144H86ZM120 146H121V145H120ZM182 146H183V145H182ZM188 146H187V147H188ZM191 146H189L190 149H191ZM206 146L208 147V149L206 148ZM209 146H210V147H209ZM225 146L223 147L224 151H225V149L227 150V149L229 148L228 146H227L228 148H225ZM229 146H230V144H229ZM254 146H255V143H254ZM42 147H43V148H42ZM45 147H47V148H46V152H45V149H44ZM54 147H57V148H54ZM117 147H118V146H117ZM178 147H177V148H178ZM195 147H196V146H195ZM214 147H215V146H213V148H214ZM220 147H221V150H222V145H220V146L217 147V148L219 149ZM231 147H232V146H231ZM231 147H230V149H231ZM257 147H258V145L256 146V148H257ZM18 148H19V147H18ZM49 148H50V151L48 150ZM112 148H113V146H112ZM171 148H172L171 150H173V151L170 150V152L175 153V152H174L175 150L173 149V146H171ZM211 148H212V147H211ZM213 148L210 149V150H213ZM240 148H238V149L240 150ZM249 148L251 149L252 147H249ZM249 148H248V149L244 148L243 151H240L241 154H242V152H243L242 157H243V155H244L245 153L247 154L248 151L250 152L251 150H252V151L254 150V148L251 149V150H249ZM256 148H255V149H256ZM38 149H39V150H38ZM63 149H64V150H63ZM184 149H185V148H184ZM193 149H194V148H193ZM245 149L248 150V151H246ZM41 150H42L43 152H42ZM58 150H60L61 153H60V152L58 153ZM119 150H120V149H119ZM215 150H217L216 147H215ZM215 150H214V151H215ZM219 150H220V149H219ZM244 150H245L246 152H245ZM256 150H257V149H256ZM18 151L21 152L22 150H20V148H19ZM51 151H52V152H51ZM53 151H54V152H53ZM56 151H57V153H56L57 155H59V154H61V155H59V156L57 157V155L55 154ZM62 151H63V153H62ZM181 151H182V150H181ZM186 151H189V150H186ZM207 151H206V152H207ZM214 151H213V152H214ZM254 151H255V150H254ZM254 151H253V152H254ZM41 152H42L43 154H42ZM48 152H49V155H48ZM177 152H178V151H177ZM206 152H205V153H206ZM240 152H238V153H240ZM244 152H245V153H244ZM255 152H256V151H255ZM255 152H254V153H255ZM52 153H53V154H52ZM66 153H68V151H66ZM140 153H141V152H140ZM142 153H143V152H142ZM187 153H189V152H187ZM210 153H211V152H209V154H210ZM217 153H219V151H218ZM220 153H221V151H220ZM220 153H219V154H220ZM257 153H258V152H257ZM50 154H52V157H50V156H51ZM62 154H63V155H62ZM71 154H72V153H71ZM76 154H77V153H76ZM184 154H185V153H184ZM184 154H182L183 156H180V158L183 157V158L185 159V158L188 156V155H187V156H184ZM189 154H190V153H189ZM203 154H204V152H203ZM209 154H208V155L205 154L206 157H207V160L204 159L203 161H199L200 159L202 160V156H203V158H206L205 155H202L201 152H200V156H201V157L199 156V159H197V161H198L199 163H201V164H205V163H203V162L206 160V164H205V166H206V165H207V162H208V158H209L208 156L211 157V155H209ZM211 154H212V153H211ZM214 154H216V151H215V153H213L212 155L214 156ZM219 154H217V155L220 156ZM222 154H223V153H222ZM222 154H221V155H222ZM73 155H74V154H73ZM168 155H171V156H169L171 159L168 158V157H167V158L170 159V160H172V154H171V153H168ZM185 155H186V154H185ZM191 155H193V154L191 153ZM191 155H189V156H191ZM217 155H216V156H217ZM223 155H225V154H223ZM223 155H222V157H223ZM21 156H23V154H21ZM43 156H44V157L46 156V159H45V158L43 159V158H42ZM48 156H49V158H50L51 160H50L49 158H47ZM62 156H63L64 158H63ZM67 156H68V155H67ZM67 156H66V158H67ZM70 156H71V155H70ZM175 156H176V154H175ZM175 156L173 155V157L177 159L178 157H175ZM213 156L211 157L212 159H213L214 157H216V156H214V157H213ZM240 156H241V155H240ZM245 156H247V155H245ZM245 156H244V157H245ZM55 157H56L57 159H55ZM59 157H60V158H59ZM75 157H77V156H75ZM75 157H73V158H74L73 161L77 164V162L75 161V159H76ZM79 157H80V156H78V158H79ZM126 157H127V156H126ZM195 157H196V156H194V161H195V159H196ZM220 157H221V156H220ZM220 157H217L216 159L214 158V159H215V160H214L215 162L210 163V164H212L213 166H214V164H216V167H214V168H217V167L219 168L220 166H218L217 164H219V163L222 162V161H224L223 164H219V165H223V166H224V163L226 162V161L224 160L225 158H222V160H217V159H219ZM224 157H225V156H224ZM242 157H241V158H242ZM37 158H38V159H37ZM39 158H40V159H39ZM41 158H42V159H41ZM138 158H139V157H138ZM161 158H162V157H161ZM167 158H166V159H167ZM174 158H173V160H174ZM180 158H179V159H180ZM187 158H188V157H187ZM197 158H198V156H197ZM246 158H248V157H246ZM246 158H245V159H246ZM68 159H69V158H68ZM84 159H86V158H84ZM38 160H39V161H38ZM49 160H50V161H49ZM64 160H63V161H64ZM180 160H181V162H183V161H182L183 159H180ZM189 160H191V159H189ZM209 160L211 161V159H209ZM216 160L219 161V162H216ZM243 160H244V159H243ZM246 160H247V159H246ZM249 160H251V159H249ZM43 161H42V162H43ZM139 161H140V160H139ZM155 161H156V160H155ZM165 161H166V160H165ZM176 161H177V160H176ZM185 161H186V160H185ZM194 161H193V163H194ZM197 161H195L196 166H197V164H198V163H196ZM69 162H70V161H69ZM84 162H85V161H83V163H84ZM160 162H161V161H160ZM160 162H159V163H160ZM169 162H170V161H166V163H168V164L171 166L172 164H170ZM211 162H212V161H211ZM242 162H243V161H242ZM250 162H252V161H250ZM44 163H45V162H43V164H44ZM53 163H52V164H53ZM72 163H73V162H72ZM79 163H81V162H79ZM140 163H141V162H140ZM153 163H154V162H153ZM159 163H158V164H159ZM166 163H165V164H166ZM174 163H175V162H174ZM226 163H227V162H226ZM243 163H244V162H243ZM39 164H40V165H39ZM50 164H47V165H50ZM63 164H64V162H63ZM66 164H67V163H66ZM66 164H64V165H66ZM154 164H155L156 166L154 167V165H153L154 169H151V172H152V173L150 172V174H151V176H152V175H153V176L155 175L154 177H156V180H158V181H156L155 179H153V180L156 181L155 183H154V182L152 183L151 181H149V183H150L151 185L153 184L152 187H151V185L147 184L148 181H147V183H146V180H145V179H144V181L142 180L143 177L145 178V174H144V173H142V174H144V176H143V175H140V178H138V177H139V174H138V173H140V172L137 173V174H138V177H137L136 181L131 182V183H133V186L130 185V183H129L130 180H129V179H125V181H126L125 183H124V181H122L124 185H123L121 182L117 183V182H115V181L112 182L111 180H110L111 182H110L109 180L106 181L107 179H106V180L103 179V181H102V183H101V182H100V181H101V178L99 177L100 173H99V174L96 173L98 176H96V174H94L95 176H94V175L91 176L92 174H91V175H90V174L87 175L88 172H86L87 170H86L85 168H84V169H85L86 171L83 172V171H84V169H83V171H82L83 173H81V175H83L84 173H87V174H86L87 176H86V175H85V176L83 175V177H86V178L84 179L85 181L82 179L83 177L80 178V179H78V178L81 176V175L78 176L79 172H76L77 175L73 173V177H71V176H70V177H71V178H74V177H75V178H77V179L79 180V181H77V180L75 179L74 182H78V184H79L80 181H81V182L84 181V182L86 183L85 186L87 187V185H88L87 189H90V193H89L90 196H89V197H86V196H85V195L88 193L87 190H86L87 192L85 191V192H86L85 194L82 193L83 191H81V193H80L81 196L79 197V199H80L79 201H82V200H83V202H84L85 204H84L83 202L78 203L79 205L81 204V205L79 206V209L82 207V204H83V207H85V209H86V202H87V201H89V202H87V204H89V206H90V201H92V199H90V197L92 198V196H93V197H94V196H95V197H98V196H102V195H103V196L106 197V196L108 195V196L106 197V199L108 198V200H109L108 205H107V203H106V205H107V209H108V210H110V209L108 208V206H110V205H109L110 202H111V205H112V204L115 205L116 208H117V206H120V207H119V210L123 209L124 211H127V210L130 211V210H131L130 208H133V209H132L133 211L144 212V211H146V210H144V209H148L147 206L149 205V208H151L152 206L154 207L153 210H161V209H162V210L159 211V212L156 211L157 213H159L158 215L156 214V217H157V218H158L159 216H160V217L162 216L163 218L166 217V214H167V211L165 210L166 208L163 209L165 205L157 204V206H156V205H155L156 203L152 202L151 199L149 200L148 198H150V197L152 198L153 196H156V195H157V196L162 195V193L160 192L162 189H164V190L166 191L167 189H170V187H171V189L175 188V187H173V186H177V185L175 184V185L172 186V184H174V182H175V181L173 180V178H174V179L177 178L178 175H180V174L177 173L178 175H175V177H174V174H176L175 171H174V172H175V173H174L173 170H172V172H173V174H172L171 172H166L167 170L164 169L163 167H160L161 170H162V169L166 170V171L164 172V171L159 170L160 168H158V169L156 168L157 166H160L161 164H160V165H157L156 163H154ZM162 164H163V162H162ZM210 164H209V165H210ZM241 164H242V163H241ZM241 164L239 165V163H238V164L236 163V165H234V164L232 165V166H234L236 169H238V170H236V171L233 170V169H234L233 167H231V170L228 168V170H229V171H233V172H238V174L241 173V171H242V173H245V174H246V172H245L246 169H244V170L241 169ZM37 165H36V166H37ZM64 165H63V166H64ZM79 165H80V164H79ZM82 165H83V164H82ZM128 165H129V164H128ZM198 165H199V164H198ZM212 165H211L210 167H212ZM237 165H238V166H237ZM242 165H243V164H242ZM0 166H1V165H0ZM77 166H78V165H77ZM161 166H162V165H161ZM166 166H167V165H166ZM225 166H226V164H225ZM243 166H245V165H243ZM243 166H242V167H243ZM3 167H4V166H3ZM3 167H2V168H3ZM43 167H44V166H43ZM65 167H66V166H65ZM65 167H64V168H65ZM67 167H69V166H67ZM72 167L74 168L75 166H72ZM81 167H82V166H81ZM81 167H80V166L77 167L78 170H80ZM150 167H151V166H150ZM164 167H165V166H164ZM198 167H199V166H198ZM198 167H197V168H198ZM208 167H209V166H208ZM221 167H222V166H221ZM221 167H220V168H221ZM227 167H228V166H227ZM227 167H226V168H227ZM229 167H230V166H229ZM0 168H1V167H0ZM73 168L70 167L69 170L72 169V172H74ZM155 168H156V169H155ZM167 168H168V169H172V168H169V166H168ZM197 168H196V169H197ZM200 168L203 169V167H200ZM200 168H199V169H200ZM218 168H217V169H218ZM224 168H225V167H224ZM224 168L222 167L223 170H224ZM199 169H197V171H198ZM202 169H201V171H202ZM206 169L211 170L210 168H207V167H206ZM3 170L6 171L7 169H4V168H3ZM48 170H50V168H49ZM66 170H67V169H66ZM75 170H76V169H75ZM148 170H150V169L148 168ZM153 170H155V171L153 172ZM156 170H157V171H156ZM212 170H213V168H212ZM212 170H211V171H212ZM226 170H227V169H226ZM240 170H241V171H240ZM1 171H2V170H1ZM17 171H18V170H17ZM44 171H45V170H44ZM50 171H51V170H50ZM62 171H63V169H62ZM138 171H139V170H138ZM144 171H145V170H144ZM168 171H169V170H168ZM201 171L199 170V172H201ZM206 171H207V170H206ZM211 171H210V173H211ZM214 171L216 172V171H218V170L214 169ZM214 171H213V172H214ZM219 171H221V170H219ZM219 171H218V172H219ZM239 171H240V172H239ZM243 171H244V172H243ZM7 172L9 173V175H8V173H6V172H5V173L3 172L4 174H2V175H1V173H0V177H1V179H0V264H39L38 259H39L41 256H42L43 258L41 257L42 259H41V258H40V259H41L43 262L40 263V264H59L58 260H59L60 258H67V255H66L67 253H66L65 251L60 253V252H59V251H60L59 249H60V246H61L63 243H65L66 241H68V238H69L68 233H71V234L74 235V236H75V235L79 236V234H81V233H84V232L87 233V232H89V233H87L86 235H89L90 233H93V234H90L91 237H93L92 239L95 238V236L98 234V232L100 233L101 230H99V228L97 227V224H96V223H97L96 221H97V219H99V217H98V218H97V217H94V216H96V214L98 213V209H99V208L96 209V210H95V208H94V209H93L94 212H93V211L90 210V209L88 210L89 207H88V205H87V207H88V208H87V211L83 208V210L85 211V213L87 212V214H88V211H90V213H91V212L93 213V214H91V215H90V213H89L88 215L86 214L87 216L82 212L83 210H79V212H80L82 215H83V214L85 215V216H84V215H83V216L86 217L87 220H85L84 222L82 221V222H81V224H82L81 226H73V229H72L71 232H70V230H69L68 232H66V230H67V228L69 227V225H72V224L69 223L70 221H69V222H66L65 220H66V219H67V220H71L72 218H66V217H65L66 219L64 218V221H57L56 223H54V222L50 219V216H52V213H53L54 211H51V212H52V213H51V212L47 211V209L45 208V206H43L42 204H40V203H39V204H38V203L36 204V202L34 201L35 199H33V198L31 199V197L27 194V191L24 192V190H22V189L24 188L23 186H19L18 183H17L18 185L15 184V183L18 181L19 178H22V177H20L21 174H22V172L19 171L20 173L17 174L18 176H17L16 174L14 175V171H13V174H12L11 171H7ZM10 172H11V173H10ZM48 172H49V171H48ZM52 172H53V170H52ZM63 172H65V171H63ZM67 172H68V171H67ZM70 172H71V170H70ZM70 172H68V174H69ZM145 172H147V171H145ZM156 172H158V173L162 172L163 174H158V173H156ZM204 172H205V171H204ZM226 172H228V171H225V173H226ZM60 173H61V172H60ZM148 173H149V171H148ZM153 173H154V174H153ZM164 173H168V174H164ZM179 173H180V172H179ZM182 173H184V172H181V175H180V176L185 175V174L182 175ZM207 173H208V172H207ZM221 173L224 174L223 172H221ZM221 173H220V174H221ZM228 173H229V172H228ZM230 173H232V172H230ZM230 173H229V174H230ZM5 174H7V178H9L10 176H11V177L15 176L14 179H16V178L18 177V178L16 179L17 181H16V182H15L14 180H13V182H11L10 180L7 181V178H4V180H5V181H4V180H3V177H6ZM48 174H49V173H48ZM51 174H52V173H51ZM53 174H54V173H53ZM55 174H56V173H55ZM101 174H102V173H101ZM118 174H120V173H118ZM121 174H123V173H121ZM137 174H136V175H137ZM198 174H199V173H198ZM236 174H237V173H236ZM46 175H47V174H46ZM46 175H45V176H46ZM64 175H67V174H63V176H64ZM70 175H71V173H70ZM75 175H76V176H75ZM169 175H170V176H169ZM249 175H250V174H248V176H249ZM2 176H3V177H2ZM16 176H17V177H16ZM48 176H49V175H48ZM50 176H51V175H50ZM67 176H68V175H67ZM67 176H66V177H67ZM77 176H78V177H77ZM125 176H126V175H125ZM142 176H143V177H142ZM157 176H158V177H157ZM172 176H173V177H172ZM185 176H186V177H185V179H186V178H187V175H185ZM222 176H223V175H221V177H222ZM239 176H241V175L239 174ZM243 176H244V174H243ZM248 176L245 175V177H248ZM257 176H258V175H257ZM262 176H263V175H262ZM70 177H69V178H70ZM89 177H91V178H92V177H96V178H94V179L92 178V179H91V178H89ZM105 177H107V176H105ZM141 177H142V178H141ZM161 177H162V178H163V177L166 178V180H165L164 178H163V179H164V180H163ZM197 177H198V176H197ZM249 177H250V176H249ZM97 178H98L99 180H98ZM103 178H104V176H103ZM108 178H109V177H108ZM178 178H180V179H182V180L184 179V178H181V177H178ZM178 178H177V179H178ZM254 178H255V177H254ZM63 179H65V178H63ZM86 179H87V180H86ZM115 179H116V178H115ZM117 179H118V178H117ZM121 179H122V178H120V180H121ZM139 179L141 180L140 182H139ZM167 179H169V180H167ZM170 179H171V180H170ZM257 179H258V177H257ZM262 179H264V178H262ZM2 180H3V181H2ZM20 180H21V179H20ZM20 180H19V181H20ZM72 180H73V179H72ZM90 180H92L93 182L90 181ZM95 180H96V181H95ZM97 180H98V181H97ZM120 180H118V181H120ZM128 180H129V181H128ZM172 180H173V181H172ZM188 180H189V177H188ZM197 180H198V179H197ZM197 180H196V182H197ZM6 181H7V183H5ZM9 181H10L11 183H13V184H12V185H9V184H11V183H9ZM52 181H53V180H52ZM52 181H51V182H52ZM69 181H70V180H69ZM69 181H67V182L69 183ZM87 181H88V182H87ZM89 181H90V183H89ZM94 181H95V182H94ZM127 181H128V184H129V185L127 184ZM160 181H161L162 183H161ZM163 181H164V182H163ZM166 181H167V182H166ZM169 181H170V182H169ZM183 181H184V180H183ZM189 181L191 182L192 179L189 180ZM263 181H264V180H263ZM62 182H63V181H62ZM64 182H65V181H64ZM84 182H82V183H80V184H83V187L85 188V186H84ZM143 182H145V183H143ZM158 182H160V183H158ZM165 182H166V183H165ZM186 182L189 183L188 181H186ZM193 182H194V180H193ZM57 183H58V182H57ZM72 183H73V182H72ZM104 183H106V184H108V185H105ZM134 183H135L136 185H135ZM138 183H139V184H142V185L144 184V185H147V186H144V185H143V186H142V185H139V186H138V185H137ZM167 183H168V184H167ZM171 183H172V184H171ZM191 183H192V182H191ZM60 184H61V183H60ZM99 184H100V185H99ZM101 184H104L105 187H101ZM126 184H127V185H126ZM154 184H155L156 186H155ZM192 184H193V183H192ZM192 184H191V185H192ZM196 184H197V185H196ZM198 184H199V185H198ZM16 185H17V186H16ZM55 185H56V183H55ZM55 185H54V186H55ZM57 185H58V184H57ZM66 185H67V184H66ZM66 185H63V186H66ZM148 185H149V186H148ZM158 185H159V186H158ZM161 185H162V186H161ZM167 185H169V186H167ZM178 185H179V184H178ZM187 185H188V184H187ZM187 185H185L186 188H185V186H182V188H184L185 190L182 189V188H179V187H178L179 190H178V189H173L174 191L172 190L173 193H175L176 195H177V192H178V195H180V196L183 195L182 193H183V191H184V192L186 193V194L184 193V194H185V195H184L185 198H182V197H181V198H182V200H181L180 197H176L178 202H180V200H181L180 203H183V204H181V205H178V206H180V208H179L178 206H177L178 209L176 208V209H177V212H180V214H178V213L176 212V213H174V214H176V216L174 215V216L172 217L173 219L169 218V221L172 223V225H171L170 222H168V219H165V220H164L163 218L159 219L160 221H159V220H158V221H159V222H162L161 225H163V223H164L165 225L168 223V225H166V226H162V227H167V226H168V228H169V227L172 228V227L175 226L174 228L177 227V229H178V227H181V228L183 227V228H187V229H188V232L191 231V230H192V231L194 230L193 232H195V230H196V231L199 230V229H197V228H199V227H197L199 223H198V221H196V219H198L199 217H201V219H199V220H203L202 218H203V216H204V214H203V213H204L203 210H202L201 208L197 209L200 205H199L198 203H196V205H195V204H194V205L191 204V208H189V206H188V207L186 206L187 208H185V206L183 207V205H186V200H185V203H184V199H188V200H190V199L187 198V197H189L190 194L193 195V196H195L196 194H198V192L200 193L199 188L201 189L202 187H201V185H200L199 182H198V183H195L194 185H196V187H198V188H197V193H196V192H192V191L196 190V188H195V189L193 188L194 185H193V187H192V186H191V187H189V186L187 187ZM54 186H53V187H54ZM61 186H62V184H61ZM63 186H62V187H63ZM80 186H81V185H80ZM90 186H91V188H90ZM93 186H94V187H93ZM95 186H97V188H96ZM98 186H99V188L101 187V188H103V189H101V188L98 189ZM121 186H123V188H122ZM125 186H126V187H125ZM137 186H138V187H137ZM141 186H142V187H141ZM166 186L169 187V188H167ZM199 186H200V187H199ZM202 186H203V185H202ZM81 187H82V186H81ZM81 187H80V188H81ZM136 187H137V188H136ZM139 187H140V189H139ZM143 187H144V188H143ZM157 187H158V188H157ZM203 187H205V186H203ZM20 188H21V189H20ZM58 188H59V187H58ZM58 188H56V186H55V189H58ZM94 188L97 189L98 192H97ZM105 188H106V189H105ZM129 188L132 189V190H130ZM145 188H146V190H145ZM159 188H160V189H159ZM165 188H166V189H165ZM176 188H177V187H176ZM188 188H190V189H188ZM191 188H192V191H190ZM205 188H206V187H205ZM205 188H204V189H205ZM92 189H93V190H92ZM133 189L135 190V192H134ZM138 189H139V190H138ZM142 189L145 190V191H143ZM152 189H153V191H154L153 194L156 193L155 195H153L152 193H149V191H148V193H147V190H150V191L152 192ZM193 189H194V190H193ZM62 190H63V189H61V191H62ZM70 190H71V189H70ZM82 190H83V189H82ZM103 190H104V191H103ZM136 190H137V191H136ZM164 190H163L162 192H165ZM188 190H189V193L187 192ZM198 190H199V191H198ZM201 190H202V192H203V189H201ZM58 191H60V190L58 189ZM61 191H60L59 193L57 192V193H58L57 195H58L59 198H58L57 195L55 194L56 192L53 191L54 194H53V193H52V194H53V195H56V198H57L58 200L60 199V196L63 197V201H64V203H65L67 199L65 200V199H64V196H65V195L67 196V195H69V194H67L68 191H67L66 194H64V193H63V194H60ZM64 191L66 192V190H64ZM64 191H63V192H64ZM93 191H94V193H93ZM100 191H101V192H100ZM142 191H143V192H142ZM155 191H157V192H155ZM180 191H181V192H180ZM207 191H208V189H207ZM23 192H24V194H23ZM105 192H106V193H105ZM109 192H111V194H110ZM133 192H134V193H133ZM137 192H138V194H136ZM145 192H146V193H145ZM190 192H192V193H190ZM204 192H205V191H204ZM260 192H262V194H263V192H264V187H263V189H262L261 191H259V193H260ZM73 193H74V191H73ZM78 193H79V192H78ZM78 193H77V194H78ZM96 193H97V194H96ZM99 193H100V195H98ZM103 193H104V194H103ZM107 193H108V194H107ZM143 193H144L145 195H144ZM160 193H161V194H160ZM212 193H213V192H212ZM259 193H258V194H259ZM50 194H51V193H50ZM59 194H60V195H59ZM70 194H71V193H70ZM92 194H93V195H92ZM94 194H96V195H98V196H96V195H94ZM105 194H106V195H105ZM112 194H113V195H112ZM151 194H152V195H151ZM163 194H164V193H163ZM260 194H261V193H260ZM262 194H261V195H262ZM83 195H84V196H83ZM91 195H92V196H91ZM178 195H177V196H178ZM186 195H187V196H186ZM256 195H257V193H256ZM25 196H26V197H25ZM28 196H29V197H28ZM109 196H110V197L113 196L112 200H111V198H110ZM145 196H146V197H145ZM149 196H150V197H149ZM68 197L71 198L70 195H69ZM105 197H104V199H105ZM190 197H191V196H190ZM43 198L45 199L46 197H43ZM76 198H77V197H76ZM81 198H82V200H81ZM84 198L86 199V201H85ZM98 198H99V197H98ZM195 198H196V197H195ZM255 198H256V197H255ZM257 198H258V196H257ZM88 199H90V200H88ZM93 199H94V198H93ZM144 199H145V200H144ZM61 200H62V198H61ZM68 200H69V199H68ZM110 200H111V201H110ZM116 200H117V202H116ZM148 200H149V201H148ZM113 201H114V202H113ZM137 201H139V202H137ZM162 201H163V200H162ZM40 202L42 203V201H40ZM56 202H57V200H56ZM118 202H119V203H118ZM141 202H143V203L146 202V203H144V204H145V205H144V204L141 203ZM147 202H148V205H146ZM150 202H151V203H150ZM196 202H197V201H196ZM200 202H201V201H200ZM200 202H199V203H200ZM64 203H62V204L60 203V205H61V206H62V205H65ZM92 203H93V202H92ZM188 203H189V201L187 202V205H188ZM194 203H195V202H194ZM211 203H214V202H211ZM93 204H94V203H93ZM93 204H91V205H93ZM103 204H104V203H103ZM116 204H117V205H116ZM137 204H139V205H137ZM37 205H39V207H38ZM40 205H41L42 208L40 207ZM96 205H97L98 207L100 206V205H98V203H97ZM96 205H95V207H96ZM106 205L104 204V205H101V206L104 207V206H106ZM113 205H112V206H113ZM136 205L139 207V209H134V207H135ZM141 205H142V206L144 205L143 208H142ZM154 205H155V206H154ZM65 206H67V205H65ZM77 206H78V205H77ZM101 206H100V207H101ZM137 206H136V207H137ZM150 206H151V207H150ZM160 206H161V207H160ZM162 206H163V208H162ZM181 206H182V208H181ZM194 206H195L196 208H194ZM58 207H59V206H58ZM93 207H94V205L92 206V208H93ZM110 207H111V206H110ZM136 207H135V208H136ZM138 207H137V208H138ZM144 207H145V208H144ZM63 208H64V207H63ZM96 208H97V207H96ZM158 208H159V209H158ZM183 208H185V210H184ZM26 209H27V210H26ZM81 209H82V208H81ZM125 209H126V210H125ZM141 209H143V210H141ZM176 209H175V210H176ZM182 209H183L184 212L182 211ZM191 209H192V210H191ZM195 209H196V210H195ZM200 209H201V212H202V213L199 211ZM10 210H11L12 212H13V211H14V212L11 214V213H10V212H11ZM20 210H22V212H24L23 210H26L27 212L29 211L30 213H27V214H26V211H25V213H21ZM45 210H46V211H45ZM164 210H165V211H164ZM175 210H174V212H175ZM180 210H181V211H180ZM186 210H188V212H187ZM189 210H190V211H189ZM193 210H194V211H193ZM9 211H10V212H9ZM95 211H96V213H95ZM151 211H152V209H151ZM162 211H163V213H162ZM191 211L193 212L192 214H191ZM195 211H196V212H195ZM19 212H20L21 214H23V216H22L21 214H19ZM46 212H48V213H46ZM55 212H56L57 214H59V212H57V211H55ZM182 212H183V213H182ZM189 212H190V213H189ZM214 212H215V211H214ZM44 213H46V214L44 215ZM50 213H51V214H50ZM160 213H161V214H160ZM164 213H166V214H164ZM185 213H187V214H185ZM198 213H199V215H198ZM200 213H201L203 216L200 215ZM48 214H49V215H48ZM81 214H79V215H81ZM184 214H185V216L189 214V216H186L187 218H185ZM195 214H197V217H198V216H199V217H198V218L195 217ZM59 215H60V214H59ZM92 215H93V216H92ZM181 215H182V217H181ZM77 216H78V213H77ZM83 216L74 217L75 219H74V220L72 219L71 221H72L73 223L76 221L75 224H78V223L80 224V221L82 220ZM63 217H64V216H63ZM70 217H71V216H70ZM87 217H88V218L90 217V218L88 219ZM91 217L93 218V220H92ZM153 217H154V218H153ZM177 217H178V218H177ZM94 218H96V219H94ZM150 218L154 219V221H153L152 219H151L152 221H151L150 219H148L147 222H148L149 220H150V223H151V222H155V220L157 219V218H155V216H152V217H150ZM174 218H177V220H174ZM195 218H196V219H195ZM53 219H54V218H53ZM57 219H58V217H57ZM60 219H61V218H60ZM83 219H85V218H83ZM170 219H171V220H170ZM61 220H62V219H61ZM163 220H164V222H163ZM172 220H173V221H172ZM77 221H78V222H77ZM86 221H88V222H86ZM93 221H95V222H93ZM174 221H175V223H173ZM117 222H118V221H117ZM117 222H116V223H117ZM203 222H204V223H203V226H204V225L209 226V224H211V223H210L211 221H210V222L207 221V220L205 221V219L203 220ZM206 222H208V223H206ZM83 223H84V225H83ZM87 223H88V224H87ZM91 223H94V224H91ZM148 223H149V222H148ZM212 223H213V222H212ZM117 224L119 225V222H118ZM153 224H154V223H153ZM169 224H170V226H169ZM184 224H185V225H188V226L185 227ZM85 225H86V226H85ZM93 225H95V228H94V229H92V228H93ZM118 225H115L116 228H117ZM147 225H148V224H147ZM150 225H151V227L153 228L154 225H152V224H150ZM157 225H158V226H157ZM159 225H160V223H159V224H158V223H157V224L155 223V226L159 227ZM161 225H160V226H161ZM214 225H215V222L213 223V226H214ZM36 226H37V227H36ZM89 226H90V227H89ZM155 226H154V230H155ZM10 227H13V228H12V231H13L14 229L17 230V231H14V232L12 233V232L9 230ZM86 227H87L88 229H87ZM148 227L151 228L150 226H148ZM162 227H161V228H162ZM188 227H190V228H188ZM204 227L207 228L206 226H204ZM215 227H216V226H214V229H215ZM70 228H71V227H70ZM90 228H91V229H90ZM152 228H151V229H152ZM84 229H85V230H84ZM89 229H90V231H88ZM95 229H97V231H95ZM190 229H191V230H190ZM152 230H153V229H152ZM81 231H82V232H81ZM15 232H16V234H15ZM96 232H97V233H96ZM107 232H109V231L106 230V232H104V234H106ZM18 233H19L21 236H20ZM94 233H95L96 235H95ZM191 233H192V232H191ZM223 233H224V235L222 234L223 237L221 236L222 239L219 238V237L217 236L218 239H219V240H218L219 242L215 241V243H218V244H215V245H217V246L219 245V246H218L219 248L216 246L215 249L218 248L217 250L209 251L210 254H209V252H208V254H209V256H210V259H208V263H207V262L205 263V262H204V259H203V253H204L205 251H204L202 248H200V249H201V250H200L199 247L196 246V245L193 246L194 249H193L192 253L189 254L188 256H186V255L183 256V254L180 253V251H181L180 248H181V247L179 248V247H175V246H174V247L170 246V247H168L169 249L166 248L167 250H166L165 252H166V254H167V257H166V258H167V261H168L170 264H173V263H175V264H177V263H178V264H181V262H182V264H186V263H187V264H189V263H190V264H217V263L222 264V262H223L224 264H226L227 262H229V263H227V264H230V262H232V260H233L234 258L231 259V257H232L231 254H232V253H231V251H230V246H228V247H229L228 249H227L226 247H227V245H231V246H232L233 243H235L236 240L232 242V240L229 239V237L227 236V234H226L225 232H223ZM173 234L177 235V232H176V233H173ZM15 235H17V236H16L17 238L15 237ZM72 235H71V236H72ZM82 235H85V234H82ZM90 235H89L88 237H90ZM92 235H93V236H92ZM97 236H98V235H97ZM170 236H172V234H171ZM173 236H174V235H173ZM173 236H172V237H173ZM225 236H226V237H225ZM80 237H81V236H80ZM172 237H171V238H172ZM227 237H228L229 240L227 239ZM71 238H73V237H71ZM174 239H175V236L173 237L172 240H174ZM105 240H106V239H105ZM228 241H229V242L231 241V242L229 243ZM106 242H107V243L104 244L103 249H104V251L107 250L106 252H104V254H105V253L108 254V255H105V257H106L109 261L105 258L104 262H105L106 264H107V263H108V264H112V261L114 262V259H112L113 257H111V256L114 255V254H113L114 252H113V250L110 248V243H109L110 241L108 242V241L106 240ZM20 243H21L22 245H21ZM246 243H247L246 241H243V244H246ZM14 244H15V246H14ZM18 244H20V247L22 246V247L25 248V249H24V250H25L24 252H23L21 249H18V248H19V245H18ZM23 244H24V246H23ZM17 245H18V246H17ZM44 245L47 246V251L50 252V253H49V254H43V255H41V254H39V255H35V257L41 255L40 257H37V259L35 258V259L38 261V263H37L36 260L34 259L33 255H34L36 252L39 253V252H40L39 249H42L41 247L44 246ZM106 245H107V247H106ZM212 245H213V244H212ZM215 245H213V247H214ZM223 245H224V246H223ZM249 245H250V244H249ZM13 246L16 247V248L18 249L16 252H18L19 254H16V252H14L15 254H13L12 252H10L11 249H14ZM22 247H21V248H22ZM211 247H212V246H211ZM213 247H212V249H213ZM220 247H221L222 249H221ZM9 248H10V250H9ZM16 248H15V250H16ZM108 248H109V250H108ZM22 249H23V248H22ZM105 249H106V250H105ZM110 249H111V250H110ZM225 249H227L228 251H230V253H228V251H226ZM20 250H21V252L24 253V254H29V253H30L29 255H30V257H31V256H32V257L30 258L29 255H28V256L25 255V256H27V257H23V256H22V253L19 252ZM208 250H209V249H208ZM210 250H211V249H210ZM249 250H251V249L249 248ZM111 251H112L113 253H112ZM26 252H27V253H26ZM87 252H88V251H87ZM252 252H253V250H251V253H252ZM253 253H255V251H254ZM253 253H252V254H253ZM20 254H21L22 257L20 256ZM24 254H23V255H24ZM256 254H258V253H256ZM256 254H254V258H256V257H255ZM109 255H110V256H109ZM249 255H250V254H247V256L244 257L243 259H239V260L237 259L238 261L235 259V260H234L235 262H233V264H238V263H242V264H258V259L255 260L251 255H250V256H249ZM107 256H108V257H107ZM256 256L258 257V255H256ZM110 258H111V259H110ZM40 259H39V260H40ZM177 259H179L180 261H177ZM181 259H182L183 261H181ZM41 260H40V262H41ZM127 261L129 262V260H127ZM76 262H77V261H76ZM82 262L84 263V260H83ZM110 262H111V263H110ZM225 262H226V263H225ZM77 263H78V262H77ZM105 263H103V264H105ZM162 263H163V264H169V263H166V262H165V263L162 262ZM62 264H63V263H62ZM127 264H128V263H127ZM231 264H232V263H231ZM259 264H260V263H259Z\"/></svg>",
    "mask_w": 264,
    "mask_h": 264
},
{
    "label": "snow or ice",
    "instance_id": "3",
    "mask_svg": "<svg viewBox=\"0 0 264 264\" xmlns=\"http://www.w3.org/2000/svg\"><path fill=\"white\" fill-rule=\"evenodd\" d=\"M260 8H261V23L264 26V0H260ZM134 264V262H132ZM264 264V262H262Z\"/></svg>",
    "mask_w": 264,
    "mask_h": 264
}]
</instances>
